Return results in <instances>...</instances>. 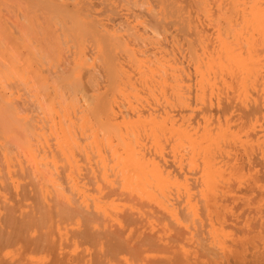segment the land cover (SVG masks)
I'll list each match as a JSON object with an SVG mask.
<instances>
[{
    "label": "bare ground",
    "instance_id": "obj_1",
    "mask_svg": "<svg viewBox=\"0 0 264 264\" xmlns=\"http://www.w3.org/2000/svg\"><path fill=\"white\" fill-rule=\"evenodd\" d=\"M22 1H24V0H22ZM21 1V2H22ZM26 1V0H25ZM24 1V2H25ZM44 1V0H43ZM63 1V0H62ZM60 2V3H56V2H54L53 0H50V1H47V2H49V3H51V2H54L55 3V9L56 10H60V19H61V21H63V25L62 26H66V24L67 23H69L71 26H70V28L69 29H67V30H70L71 32H70V35H71V37H70V35L68 36V37H70V40H72V41H74L75 42V44H74V47H75V45H76V47L78 46V44L80 45L82 42H84V41H82L81 43H80V40L79 39H81V35L83 34V33H85L86 31L87 32H89L92 36H95L94 37V41H95V46H96V48H97V51H98V56L99 57H97V59H98V61H100L101 62V67L103 68V73H105V75H104V77H105V80H103L102 78V76L100 75V78L103 80L102 82H104L105 84H101L102 82L100 81V79H99V81L101 82V83H99L98 81L96 82V81H94V78L92 79L94 82H96V83H98V85L100 84V87L99 86H97V84L96 85H94L91 81H89V82H91V83H88V82H83L82 80H81V76L78 74L79 73V68H81L82 67V64H83V61H85V59L82 61V59H80V57L78 56V55H76V59L77 60H75L74 62H73V66L70 68L69 67V72H68V75L67 76H63V77H61L60 75H58V79H57V76H52V77H54V78H56L57 79V82H55V80L53 79V80H51V81H53V82H50V87H51V91H52V96L48 99V102L45 100L46 98H45V94L44 93H47L46 91H44V90H46L45 88H47V87H45V86H48L47 85V81L45 80V78H43V73L41 74V72L39 71V70H33V68L31 67V65H32V62L35 60V58L37 57L36 55H35V53H37V51L38 50H40L38 53H39V55H38V57L39 56H42L41 54H43V58L45 57L44 56V54H46V53H41V51H43L42 50V48L43 49H45L44 47H45V45H46V49L48 50V47L49 46H47V42L45 41L46 40V33H48L50 30H48V32H45V30L44 31H42L41 30V28L40 27H38L40 30H41V32H42V34H44L45 33V35L46 36H44V35H41L42 37L44 36V38H40V36L38 37L39 38V41H40V39H41V41H42V39H44V41L47 43H45V42H43L45 45H40L39 47L41 48H39V49H37V51L36 50H34L35 51V53L34 54H31V53H28V54H24L23 55V57L24 58H22V60H20L19 58H17L16 60L17 61H19L20 60V62L21 63H19V65H14V64H10V63H8L9 64V66H8V68H7V66L4 68V66L2 67V68H4V69H2V70H0V81H1V84H2V80H4V79H6V77H10V76H16V77H18L17 78V80L16 81H19L20 79V81L22 82L23 81V85H25L26 86V84H27V87H28V82H29V84H31V86H32V88H33V92L35 93L36 92V94H34V95H37L38 96V99H37V103L36 104H38V105H36V107H38L39 106V109L38 110H40L41 109V111H42V113H45V114H47V116L49 117V129L51 130V131H54L55 132V134L57 135V139H58V145L60 146H58L60 149L59 150H61L62 151V153L65 155V156H68L69 154H72V151H73V148L74 147H76V142H75V139H76V137H75V139H74V136H75V134H74V129H77V128H79L81 131H83L84 129H85V127H93L94 126V128H95V130L93 131L92 130V128H90V131L89 132H92V133H89V134H91V135H89V137H91V139H89V137H88V135L86 136V137H88V139L90 140V142L89 143H94L93 145L95 146V148L96 149H94V150H97V148L100 146H103V145H101V143H104V144H106V146H108L109 145V149L112 147V149H113V147H115V146H118L119 148H120V151L118 152V153H116L119 149H117L116 150V148L115 149H113V150H111V153L115 156V165H112V167L113 166H116L117 167V173L116 174H113L112 173V175H111V173H107V175L108 174H110V176L109 177H113L114 178V180L116 181V184H118V187L117 186H114L113 184H112V182H115L114 180L112 181V179H111V181L112 182H110L111 183V185L110 186H108L107 185V183H105V182H103V181H109L110 179H107L108 177H106V175L105 174H102V172H100V174H102V175H104L103 177L104 178H106L107 180H103L102 178H101V176H99L98 177V179L100 178V182H102L103 183V187H104V184L105 185H107L108 186V188H107V190L105 191V192H101L100 190L98 191L99 193H100V196L102 197V196H104V197H102L103 199H105V201H103V202H101L102 200H99L98 198H99V196H98V198L97 197H94L95 199H93V197H92V200H90V201H92L93 202V205H92V202H91V205H92V208H93V210L91 209V211H89L88 210V208H87V210L85 209V211H83L82 213L80 212V215L79 216H81V217H78L77 215H78V212L79 211H77L76 210V207H73V206H70V205H68L67 206V202L65 203V201L67 200L66 198H65V196L58 190V189H53V186H52V183H51V179L48 177V178H46L45 180H44V182H43V184L41 185V186H43L44 187V189H42L41 187H39V188H37V187H34V188H37V189H35L36 190V195L34 196V195H32L33 197H35V198H33V199H35L34 201L36 202V206L37 207H35V204H34V207L35 208H38V210L40 209L41 211H43L44 212V214H45V217H48V216H50V205L51 204H49L48 203V201H47V199H49V200H51V202L53 203V205L55 206V205H57V203L59 204L60 203V205H58V206H60V208H61V211H63L62 210V208H63V206H64V211H67V212H72V213H74V215H75V213H76V215L74 216L75 217V219H73L74 220V222H75V225L77 224L78 226H79V224H80V222H79V218H82V225L84 224V226H82V227H84L82 230H80V228H79V231H77L78 230V227H77V229H76V231H77V233H76V235L73 233V236H75V238H77L76 236L78 235V237L79 236H82L84 239H85V242H89L90 241V243H92V245H90L91 246V248H93L94 247V250L96 251V253H95V251L92 253V254H87L85 257H83V258H88V264H264V214L262 213V212H264V209H263V206H262V208H261V210H263L262 212L261 211H259L260 209H255L256 207H252V208H249V207H246L245 209H243L242 210V208H241V211L240 212H238V213H236V214H231V215H228L227 213H226V211H227V209L228 210H230L229 209V207L231 206V204L233 203H230V199L228 198V195L226 194V193H228L230 190H228V188H226L227 190H225V186H226V184L224 183V181L226 182V180L227 179H225L224 181H223V177H224V175H223V177L222 178H220V179H222L221 180V182L223 181V183L225 184V186H224V184L222 183V186H224V189L222 190V189H220V190H218V192H220L221 190H222V193H224L225 195H227V200H225L226 202H228L229 201V203L230 204H228L229 206L227 207V205H226V203H225V201L223 202V200H221L222 198H226V196L223 194V196L224 197H222V198H220V196H222V195H220L219 197H218V195L217 194H215L216 193V191L217 190H215V191H212V192H214V193H212V196H213V194H215L214 196L215 197H212V196H210V195H207V198H208V196H210V198L208 199V201H207V203L205 202V200H204V202H203V200H201L202 199V197H203V199H204V195L199 199V200H201L202 201V204H201V206H197L196 204H195V199L193 198V200L191 199V197H193L191 194H189V193H192V190H191V192H188V191H190V190H188L189 188H190V186H189V188H188V183H187V187H186V185H185V183L184 182H186V180L185 179H183V181L181 182L182 184H183V189H181V191L183 192L184 190V193H183V195L185 194V198H183V200H181L182 201V203H180L179 204V202L178 201H176L177 203H178V205H176V206H174V204H171V205H167L166 203H165V199H166V197H168V192L167 191H169V190H166V189H168L169 187H175L174 185H176V190L177 191H179V188L177 189V185H178V183L179 182H177V178L176 179H174L173 177L174 176H177V175H171L170 176V174H171V172L169 173H167L166 171H164V172H166V173H164L163 171H161L160 169H158V167H157V163H155L154 161H151V160H148V159H144L143 157H141L140 155H138V153H136L135 151H134V148H133V146H134V143H132V142H135L136 143V141L137 140H135V137H136V135H137V132L139 131L138 129L140 128V127H142V125L144 124H146V126H148V129L146 130V131H148L149 132V134L151 135V139L154 141V143L155 142H157V140H158V135H159V138H160V136H161V134H158L160 131H163L164 129H166V127H169V129L173 132V133H175L174 134V136H176V134L179 136V139H180V137L182 136V140H183V136L184 137H186V139H188V141L187 140H185V142L187 141V143L189 144V146H191L192 145V148L194 149L196 146H195V142H197V139H200V138H198V137H201V139H202V141H205V144H204V146L203 145H201L200 143L202 142V141H200V142H198L201 146H203V150H202V148H199L198 146H200L198 143V146H197V150H198V148L200 149V150H202L201 151V154H204V159L202 158V168H201V173L200 174H202L201 176H203V179H204V181L202 180V177L200 178L201 179V181H203V184H206V185H211L210 184V182H211V180L213 179V178H215V179H219V175L216 173V170L218 171V173H220L219 172V170L220 169H218V168H221L220 167V165L219 166H217L218 168L216 169L213 165L215 164L214 163V161H212V160H209L210 158V155L208 154L209 152H208V150L209 149H212V147H210V148H208L209 146H212V143H210V142H214V141H217V139H218V141L220 140V138L221 137H225L226 135H227V133L229 132V127H230V122H229V119L228 118H230L231 117V115H230V117H227L228 115H226V117H227V119H228V121L226 122V118L222 115V117H224L225 118V122H226V124L224 123V121H222L223 120V118H222V122L225 124V125H227V126H229V127H227V128H225L224 129V127L225 126H219L218 124H219V121H220V117H219V119L218 118H216L217 120H219V121H217V126L220 128V129H224V130H226V129H228V130H226V134H225V131H224V135L223 136H221V135H219L218 136V138H217V130H216V126L214 127L215 128V131L216 132H214L215 134H216V137L214 138V134L213 135H211V136H213L212 138L210 137V135H209V133L208 132H211V128H212V130H213V127L211 126V128H209L210 130L209 131H207V127L206 128H204V130H206V131H202L201 130V132L200 133H198L197 132V135L196 136H198V134L200 135V136H198V137H196L197 139H196V141L194 140V138H195V135H190V132H189V136H188V134H186V132H185V130H187V129H185L184 128V130H183V126L181 125L182 123V121L180 122L181 124H180V126H181V128H182V130L181 129H178V121H177V123L176 122H174L173 120L174 119H171V118H174L175 116H176V114L174 115V117H173V115H171V118H170V123H172V121H173V125H174V123H175V125H176V128L175 127H172V125L171 126H168V125H166L165 124V119H164V117H162V115L163 114H166L167 113V111L166 110H164V111H166V113H164V111H163V113H162V115H160L161 113L158 111V113H160L159 115L161 116H159L158 114H156L155 116H157L159 119H157V117L155 118V116H151V111L149 112H147V110H145V111H136L135 109H134V111L132 110H128V109H122L121 107H119V106H117L115 103H117L115 100H114V92H117V95H118V88L121 86L122 88H124V86L121 84L120 86H118V81H121V80H119L120 79V76L119 75H121V78L123 77L125 80H127L126 82H129L128 80V77L126 76V75H124L123 74V71L121 70V66L124 68V66H123V64L121 65V66H119V64L118 65H116L117 63H115V61H117L116 60V55H114V54H116L117 52H113V50L117 47V48H119V47H121L122 45V47H121V49H119V50H123V48H124V46H125V48L126 49H130V48H133V45L134 44H132V45H129V44H127V42L125 43L124 42V40L126 41V37L125 38H123V40H120V39H122V37H121V34H120V36H118V35H116L114 32H113V29L114 30H116V31H118V29H120V31H122L121 29H126V28H128V26L130 27V22H128V16L130 17V15H134V16H145V17H147L148 18V21L146 20V23L147 22H149V23H147V24H149L148 26L149 27H153V30L156 32V31H161V33H162V31H165V28L166 27H168L169 28V26H171L172 28L171 29H173V26H177V29H176V31L178 30V25H180V27L181 28H183V29H189L191 26V28H193L194 27V29H196L198 26H200L199 25V22H198V19L199 18H202V19H206V18H204V17H211L213 14V17H212V20L211 21H213V18H214V20H215V17H216V20H217V17L218 18H220V14H223V15H221V18L219 19V20H224L223 22L225 23V26H226V24H227V26H229L228 27V30H229V32H230V40H228L227 39V37L225 36L224 37V35H221V37L219 36L220 34L217 32V30H219V28L221 27L222 29H221V31L222 30H224L223 29V26L222 25H224V24H221L220 25V27L218 26L219 25V23H218V20H217V22H216V25L214 24L215 23V21L213 22V26H216V28L218 27V29L217 30H213V32H215V33H213L214 34V36H215V34H216V37H215V39H218L219 40V44H218V47L216 48L217 49V51L214 49H212L211 51H210V53L208 52V50H207V46H205L206 47V51L208 52V54L206 53V51L204 52V51H201V50H199V49H197V51H199V52H201V53H203V55L201 54H198V53H196V51H195V49L198 47L199 48V45L201 44L200 43V41H199V43H198V46H196V48L194 49L192 46H194V44H193V41H192V43L190 42V44L192 45H190V44H188V48H187V52H188V55H187V61H189V63L188 64H191L192 65V69H193V72L194 73H192L191 75H193L194 74V79L201 85L202 83H206V85L208 84V83H210L209 81L208 82H204V81H207L206 79H208V77H209V75L211 74V72L212 71H214L216 68L217 69H219V70H222V72L220 71V73H222V75H223V77H222V75L220 74V77H222V79H224V80H226L224 77H225V73L223 74V70H225V71H228L230 74H232L233 76H234V78L236 79V81H237V79H238V81L236 82L237 83V85H236V83L234 84V86L235 87H237V86H239L240 87V89H241V91H243V90H247L248 88L250 89L249 91L251 92V88L250 87H247L246 86V89L244 88V86L247 84V82H248V85L250 86V84L252 85L253 84V82H255V81H253L252 83H251V79H253V77L255 76V74H256V70L258 71V73L257 74H259V75H261L262 73H259V70L262 68V70L264 69V62H262L263 61V58L261 59L260 57V59L262 60V61H260V59L258 58V54L255 56L254 55V50L252 49V48H254V46L251 48V46H249L246 42H247V39H246V41H244L243 39H242V37H241V35H242V33H245V35H248L247 37H248V39H249V37L251 36L252 37V35H251V32L252 31H254V33H255V31H257V33L259 34L260 32L261 33H264V3H262V2H260V1H258V0H121L123 3H125L124 5L123 4H119V6H117L114 2H113V0H76L75 2H74V4H72V7H71V9H70V12H71V14H69V9H67V7H68V5H67V1L66 2ZM120 1V0H119ZM23 2V3H24ZM27 2V1H26ZM25 2V3H26ZM46 2V1H45ZM73 2V1H72ZM260 2V3H259ZM24 3V5H26ZM29 3V2H28ZM34 3V2H33ZM121 3V2H120ZM262 3V4H261ZM17 5L19 4L20 5V3H16ZM14 5V4H13ZM16 5V6H17ZM21 6L22 8L23 7H25V6ZM32 5H34V4H32ZM51 5H53V4H50V6ZM224 5H225V7H224ZM262 5V6H261ZM45 6L46 7H48L49 5H47V3L45 4ZM49 6V7H50ZM70 6V5H69ZM93 6L94 7H99V10H93ZM18 7V6H17ZM27 7V6H26ZM53 7V6H52ZM24 9H26V8H24ZM32 8H30V6H29V9L28 10H31ZM35 9V8H34ZM50 9V8H49ZM48 9V10H49ZM54 9V10H55ZM23 10V9H22ZM54 10H52V8H51V10L50 11H54ZM27 11V10H26ZM36 11V10H35ZM28 12V11H27ZM26 12V14H29V12L27 13ZM30 12H32V11H30ZM91 12L92 13H95V14H98V15H100V14H105V17H104V19H105V22L106 23H102V22H100V21H98L97 19H95L94 17H92L91 16ZM33 13H34V11H33ZM46 13H47V11H46ZM49 13V12H48ZM89 13V14H88ZM89 15V16H88ZM229 15L230 16H232V15H238L239 17H240V22H239V26L240 27H238V28H232L231 27V24H230V18L231 17H229ZM104 16V15H103ZM215 16V17H214ZM223 16V17H222ZM96 17V16H95ZM133 17V16H132ZM225 17V19H223ZM97 18V17H96ZM134 18V17H133ZM191 19H195L196 20V23L194 22V21H191ZM209 19V18H208ZM233 19V18H232ZM59 20V19H58ZM61 21H59L60 22V25H61ZM133 22H135L134 20H132ZM207 21V20H206ZM205 21V22H206ZM209 21H210V19H209ZM210 21V22H211ZM233 21V20H232ZM231 21V22H232ZM55 22V21H54ZM142 22V21H141ZM201 22V21H200ZM208 22V21H207ZM136 23V22H135ZM56 24H58V23H56ZM124 24H126V26L124 25ZM132 24V23H131ZM140 24V23H139ZM151 24V25H150ZM211 24V23H210ZM218 24V25H217ZM59 25V24H58ZM59 25V26H60ZM53 26H55V24L53 25ZM67 26H68V24H67ZM135 26V25H134ZM139 26V25H138ZM137 26V27H138ZM146 26V25H145ZM213 26L211 27V29L210 30H212V28H213ZM224 26V27H225ZM43 27V26H42ZM124 27V28H123ZM132 27V28H131ZM130 28L131 29H133L134 28V30H135V27H133V26H131ZM149 27H148V29H149ZM48 28V27H47ZM55 28H57V27H55ZM141 28V27H140ZM190 28V29H191ZM215 28V29H216ZM39 29H37V31L39 30ZM48 29H50V28H48ZM60 29V28H59ZM130 29V30H131ZM180 29V28H179ZM205 29V28H204ZM208 29V28H207ZM207 29H206V31H207ZM214 29V28H213ZM39 30V31H40ZM67 30H66V32H67ZM94 30H101L103 33H101L100 35H97L96 36V34L94 33ZM127 31H128V29H126ZM137 30V29H136ZM141 30H142V28H141ZM140 30V31H141ZM146 30V33H147V29H145ZM145 30H143V31H145ZM151 30H152V28H151ZM174 30V29H173ZM198 30V28L196 29V31ZM225 30H226V28H225ZM224 30V31H225ZM227 30V31H228ZM248 30H249V32H248ZM37 31H35V32H37ZM38 31V32H39ZM139 31V32H140ZM149 31V30H148ZM153 31V32H154ZM182 31V30H181ZM184 31V30H183ZM41 32H39V33H41ZM98 32V31H97ZM130 31H128V33H129ZM131 32H132V30H131ZM130 32V33H131ZM134 32V31H133ZM132 32V33H133ZM137 33H138V31H136ZM151 32V31H150ZM154 32V33H155ZM157 32V33H158ZM170 32V31H169ZM175 32V31H174ZM178 32V31H177ZM198 32V31H197ZM209 32V31H208ZM123 33V32H122ZM129 33V34H130ZM131 33V34H132ZM135 33V32H134ZM134 33H133V35H134ZM146 33H144L145 35H146ZM156 33V34H157ZM168 33V32H167ZM171 33V32H170ZM253 33V32H252ZM257 33H255V35L257 34ZM117 34H118V32H117ZM144 34H142V35H144ZM150 34V33H149ZM160 34V33H159ZM181 34H182V32H181ZM225 34V33H224ZM68 35V34H67ZM125 35V34H124ZM133 35H129V36H133ZM135 35H136V33H135ZM140 35H141V33H140ZM152 35V34H151ZM260 35V37H261V35L262 34H259ZM264 35V34H263ZM24 36V35H23ZM153 36V35H152ZM158 36V35H157ZM176 36V35H175ZM181 36V35H180ZM195 36H197V35H195ZM222 36H223V38H222ZM257 36V35H256ZM255 36V37H256ZM36 37V36H35ZM65 37V36H64ZM165 37V36H164ZM170 37V36H169ZM186 37V36H185ZM198 37V39H199V36H197ZM219 37V38H218ZM246 37V36H245ZM254 37V36H253ZM264 37V36H263ZM21 38L22 37H20L19 39L21 40ZM28 38V37H27ZM27 38H26V35L23 37V39H26V40H24V41H28L29 43H30V41L29 40H27ZM48 38V37H47ZM83 38V37H82ZM86 37L84 36V39H85ZM130 37H128L127 36V41H128V39H129ZM133 38V37H132ZM136 38H138V34H137V37ZM135 38V39H136ZM149 38V37H148ZM196 38V37H195ZM195 38H193V39H195ZM18 39V40H19ZM139 39V38H138ZM145 40H147L146 38H144ZM151 39V38H150ZM154 39H156V37H154ZM185 39V38H184ZM203 39V38H202ZM252 39V38H251ZM261 39H264V38H262L261 37ZM120 40V41H119ZM145 40H141L140 41V39H139V41L140 42H142V43H144L143 41H145ZM163 40V39H162ZM190 40V39H189ZM240 40H242V44H241V42H240ZM256 40V39H255ZM259 40H260V38H259ZM121 41H122V43L123 44H121ZM132 41H134V40H131V42ZM138 41V40H137ZM137 41H135V46L137 45L138 46V44L139 43H136ZM202 42L203 41H205V38H204V40H201ZM217 41V40H216ZM240 43H239V42ZM254 41V40H253ZM258 41V40H257ZM261 41V40H260ZM58 42V41H57ZM129 43H130V39H129V41H128ZM153 42V41H152ZM170 42V41H169ZM172 42V41H171ZM207 42V41H206ZM215 42V41H214ZM244 42V43H243ZM262 42H264V41H262ZM134 43V42H133ZM141 43V45H143ZM160 43V42H159ZM165 43V42H164ZM217 43H218V41H217ZM248 43L249 44H251L249 41H248ZM260 42H258V44H259ZM15 44V43H14ZM28 44V43H27ZM30 44H32V42L30 43ZM29 44V45H30ZM42 44V43H41ZM71 44V43H70ZM124 44H126V45H124ZM147 44V43H146ZM161 44V43H160ZM171 44V43H170ZM203 44V43H202ZM202 44L200 45L201 47H203L204 48V45L202 46ZM208 44V43H207ZM255 46H257L258 44H255V43H253ZM262 44V43H261ZM261 44H259V45H261ZM16 45V44H15ZM73 45V44H72ZM130 46V48L129 47H127V46ZM164 45V44H163ZM162 45V46H163ZM210 45V44H209ZM217 45V44H216ZM70 46V45H69ZM83 45H81V47L79 46V48L82 50V52H83V47H82ZM149 46V45H148ZM154 46V45H153ZM185 46H186V44H185ZM263 46V45H262ZM10 47V46H9ZM27 47V48H26ZM139 47V46H138ZM144 47V46H143ZM145 47H147V46H145ZM144 47V48H145ZM166 47V46H165ZM200 47V48H201ZM214 47V46H213ZM212 47V48H213ZM259 47V46H258ZM264 47V46H263ZM263 47H261V49H260V52H261V54H262V52L264 51V50H262V48ZM25 48L26 49H28V46L27 45H25ZM78 48V47H77ZM83 48V49H82ZM124 48V50L126 51V49ZM137 48V47H136ZM170 48V47H169ZM168 48V49H169ZM185 48V47H184ZM203 48H202V50H203ZM9 49H11V48H9ZM29 49H30V46H29ZM31 49H32V47H31ZM33 49H36V48H33ZM80 49H76V50H78L77 51V53L80 55ZM95 49V48H94ZM209 49H210V47H209ZM253 51H252V50ZM259 49H257V50H259ZM75 50V51H76ZM136 50V49H135ZM138 50V49H137ZM152 50V49H151ZM159 50H161V49H159ZM205 50V49H204ZM256 50V51H257ZM262 50V51H261ZM8 51V50H7ZM25 51H27V50H25ZM33 51V50H32ZM46 51V50H45ZM125 51H122L121 53H123L124 52V54H125ZM130 51H132V49L130 50ZM133 51H134V48H133ZM8 52H11V51H8ZM30 52V51H29ZM142 52H143V49H142ZM146 52H147V49H146ZM148 52H150V50L148 51ZM157 52V51H156ZM171 52V51H170ZM177 52V51H176ZM6 53V52H5ZM4 53V54H5ZM37 53V54H38ZM75 53V52H74ZM119 53H120V51H119ZM128 53V52H127ZM134 53H135V51H134ZM144 53H145V50H144ZM163 53V52H162ZM178 53V52H177ZM206 53V54H205ZM7 54H9V53H7ZM6 54V55H7ZM76 54V53H75ZM74 54V55H75ZM123 54V56H125ZM139 54L141 55V49H140V52H139ZM138 54V55H139ZM157 54V53H156ZM161 54V53H160ZM205 54V55H204ZM260 53H259V55H261ZM3 55V54H2ZM131 55V54H130ZM130 55L128 54V56H126V57H128L130 60L128 61V62H130L131 60H133L132 61V63L134 64V66L135 65H137V67H142L143 66V63H147L148 65L146 66L147 67V69L145 70V71H143V73L146 75V76H148L151 80H149L148 82H151V87H152V89L154 88V86H152V85H155L156 83H159V86H160V84H163V86L165 85V87H166V80H167V78H168V80L167 81H169V80H171L170 79V76L168 77L167 76V78H166V72H165V74L163 75V72H162V66H164V68L165 69H163V70H167L166 69V67H167V65H166V63H164V62H167V61H165L162 57H157V56H153V54H151L150 53V57L149 56H147L148 55V53L146 54H142L143 56L144 55H146L147 57H149V58H146V59H144L143 60V56H141L140 58L141 59H138L135 55L134 56H132V58H130ZM153 57H152V56ZM9 55H7V60H8V58H13V57H8ZM10 56H12V55H10ZM34 56H36L35 58H34ZM72 56V55H71ZM97 56V55H96ZM122 55H121V58L123 57ZM171 56V55H170ZM3 57V56H2ZM73 57V56H72ZM125 57V58H126ZM139 57V56H138ZM40 58V57H39ZM42 58V57H41ZM42 58V59H43ZM115 58V59H114ZM175 58H176V56H175ZM178 58V57H177ZM183 58V57H182ZM260 61V66L261 65H263V66H261V68L260 69H257V68H259V65H258V67L256 68V63H257V59ZM4 59V58H3ZM2 59V61H4V63L7 65V62H11L12 60H14L15 59V57L11 60V61H6V57H5V59L3 60ZM45 59H46V57H45ZM44 59V60H45ZM92 59V58H91ZM96 59V58H95ZM100 59V60H99ZM119 59H120V57H119ZM127 59V58H126ZM174 59V58H173ZM172 59V60H173ZM58 60H60V59H58ZM87 60V59H86ZM123 60V59H122ZM170 60V59H169ZM1 61V60H0ZM1 61V62H2ZM47 61V60H46ZM91 61V60H90ZM97 61V60H96ZM183 61V60H182ZM14 62H16L15 60H14ZM76 62V63H75ZM173 62H175V61H173ZM178 62V61H177ZM261 62H262V64H261ZM3 63V62H2ZM37 63V62H36ZM169 63H170V61H169ZM181 63V62H180ZM187 63V62H186ZM16 64V63H15ZM18 64V63H17ZM121 64V63H120ZM145 64H144V66H143V68L145 69ZM176 64V63H175ZM187 64V65H188ZM126 65V64H125ZM182 65V64H181ZM118 66H119V68H118ZM166 66V67H165ZM184 66H186V65H184ZM190 66V65H189ZM37 67V66H36ZM49 67V66H48ZM177 67V66H176ZM191 67V66H190ZM1 68V67H0ZM43 68V67H42ZM168 68V67H167ZM185 68V67H184ZM183 68V69H184ZM5 69H7V70H5ZM39 69V68H38ZM50 69V68H49ZM48 69V70H49ZM98 69V68H97ZM100 69V68H99ZM126 69V68H125ZM132 69V68H131ZM169 69H171L172 70V67H169L168 68V71H170ZM174 69V68H173ZM179 69V68H178ZM45 70V69H44ZM46 70H47V68H46ZM47 70V71H48ZM137 70H138V68H137ZM50 71H52V70H50ZM132 71V70H131ZM147 71V72H146ZM173 71H175V70H173ZM172 71V72H173ZM217 71V70H216ZM261 71V70H260ZM264 71V70H263ZM227 72V74H228V76L230 75L229 73ZM52 73V72H51ZM61 73V72H60ZM103 73H102V75H103ZM162 73V74H161ZM210 73V74H209ZM53 74H54V72H53ZM55 74H57V73H55ZM100 74V73H99ZM169 74H170V72H169ZM182 74V73H181ZM186 74V73H185ZM190 74V73H189ZM256 74V75H257ZM61 75H62V73H61ZM163 75V76H162ZM231 75V76H232ZM47 75H45L44 77H46ZM59 76H60V79H59ZM119 76V77H118ZM179 76V75H178ZM205 76H207V78H205ZM215 76H216V74H215ZM218 76H219V73H218ZM227 76V77H228ZM231 76H229V77H231ZM262 77L264 76V75H261ZM261 76H260V78H261ZM16 77H14V79L16 78ZM173 77V76H172ZM171 77V78H172ZM176 77V76H175ZM175 77H174V79H172V80H174L176 83H177V81L175 80ZM237 77V78H236ZM257 77L259 78V76L257 75ZM12 78V77H11ZM48 78H50V77H48ZM117 78H119L118 79V81H116L117 80ZM141 78V77H140ZM214 78V77H213ZM232 78V77H231ZM234 78H233V80H234ZM254 78H256V76L254 77ZM259 78V79H260ZM13 79V78H12ZM50 79H52V78H50ZM90 79V78H89ZM123 79V80H124ZM166 79V80H165ZM217 79H218V77H217ZM219 79H221V78H219ZM221 79V80H222ZM263 79H264V77H263ZM7 80V79H6ZM8 80H9V78H8ZM11 80V79H10ZM60 81V83H59V81ZM122 80V81H123ZM179 80V79H178ZM228 80H230L229 78H227V80H226V82L228 81ZM261 80L262 79H260V80H257V81H260V83L262 84L263 83V85H264V82H263V80H262V82H261ZM19 81V82H20ZM48 81H50V80H48ZM121 81V82H122ZM139 81V80H138ZM153 81V82H152ZM174 81H170L171 83H172V85L173 86H171L170 84V82H169V86H171V88H172V90H171V88H170V94H171V97H172V93L171 92H173L174 93V96H175V98H176V95H175V93L178 91V89H180L178 86H177V91H176V89H175V84H173V82ZM212 81V80H211ZM14 82H15V80H14ZM24 82H27V83H25L24 84ZM46 82V84H45V86H44V83ZM125 82V81H124ZM140 82V81H139ZM143 82H145V84H146V81L145 80H143ZM147 82V83H148ZM154 82H156L155 84H152V83H154ZM174 82V83H175ZM197 82H196V84H197ZM219 82V81H218ZM217 82V83H218ZM222 82L223 81H221L220 83L222 84ZM225 81H224V86H226V88H227V84H228V82L226 83ZM234 82V81H233ZM249 82H250V84H249ZM17 83V82H16ZM58 83V84H57ZM123 83V82H122ZM134 83V82H133ZM192 83V82H191ZM194 83V82H193ZM212 83V82H211ZM217 83H214V84H217ZM232 83V82H231ZM257 83V82H256ZM1 84H0V86H1ZM3 84H5V81H4V83ZM120 84V83H119ZM125 84V83H124ZM196 84H195V86H196ZM221 84H219V86H221ZM92 85H94V86H92ZM102 85V86H101ZM127 86L128 85H130V84H126ZM141 85V84H140ZM142 85H144L143 83H142ZM149 85V84H148ZM158 85V84H157ZM199 85V86H200ZM218 85V84H217ZM229 85H231V84H229ZM255 84H253L252 85V87L254 86ZM258 85H259V83H258ZM88 86V87H87ZM89 86H92V87H90L89 88ZM116 86H118L117 87V89H114V87L116 88ZM133 86V85H132ZM131 86V87H132ZM162 86V85H161ZM194 86V87H195ZM199 86H197V87H199ZM202 86V85H201ZM212 86V85H211ZM214 87H213V89H215V87L217 88V86H215V85H213ZM233 86V87H234ZM257 86V85H256ZM260 86H262V85H260ZM260 86H259V90H260ZM26 87V88H27ZM45 87V88H44ZM85 87H87L86 88V90H88L87 92L88 93H91L90 94V96H89V94L88 93H86V95L88 94V96H89V98H91V100H84V102H82V103H80L81 101V99H80V94L79 93H81V92H79V91H81L82 90V92H84V89L83 88H85ZM130 87V88H131ZM134 87V86H133ZM140 87V86H139ZM138 87V88H139ZM149 87V86H148ZM158 87V86H157ZM173 87H174V89H173ZM180 87H181V85H180ZM197 87H196V89H197ZM203 87V86H202ZM200 88L201 89V91H202V89H203V92L204 91H206L205 90V84H204V87L203 88ZM210 87V86H209ZM209 87L207 86V88L209 89ZM239 87H237V88H232V86H231V88H230V90L229 91H231V89L233 90H236V89H239ZM2 88V87H1ZM0 88V89H1ZM77 88V91L76 92H74L75 91V89ZM100 88H102V91L101 90H99ZM141 88V87H140ZM145 88V87H144ZM147 88V87H146ZM155 88H156V85H155ZM161 88V87H160ZM184 88V87H183ZM210 88H212V87H210ZM221 88V87H220ZM220 88H218L217 90H219ZM222 88H223V85H222ZM228 88H229V86H228ZM227 88V89H228ZM25 89V88H24ZM23 89V90H24ZM47 89H49V87L47 88ZM70 89H72V90H74V91H70ZM135 89H137V88H135ZM142 89V88H141ZM151 89V88H150ZM149 89V90H150ZM162 89V88H161ZM188 89H189V87H188ZM195 89V91H197V93H196V95H195V91H194V95H195V97H197V98H194L195 100L194 101H196V99L198 100V96H199V100H200V93L201 92H199L198 93V90H196ZM254 89H255V86H254ZM30 90V89H29ZM85 90V91H86ZM115 90H117V91H115ZM122 90V89H121ZM124 90V89H123ZM127 90V89H126ZM129 90V89H128ZM130 90H132V89H130ZM130 90L128 91L129 93H130ZM144 90V89H143ZM143 90H142V92H143ZM165 90V89H164ZM211 91H212V89H210ZM210 90H209V92H210ZM216 90V91H217ZM224 90V89H223ZM26 91H28V90H26ZM47 91H49V90H47ZM101 91V92H100ZM125 91V90H124ZM135 91H137V90H135ZM147 91V90H146ZM154 91V90H153ZM166 91V90H165ZM168 91V90H167ZM181 91V90H180ZM185 91H186V89H185ZM208 91V90H207ZM215 91V90H214ZM239 91V90H238ZM240 91V94L241 93H243V92H241ZM248 90H247V92L245 93V95H243V96H246V94H248V92H249ZM255 91V90H254ZM253 90H252V93L254 92ZM29 92V91H28ZM50 92V91H49ZM139 92V91H138ZM141 92V91H140ZM150 92V91H149ZM188 92H190L189 90H188ZM187 92V95L189 94ZM213 92V91H212ZM212 92H210L209 94V97H211V93ZM225 92H226V90H225ZM225 92L223 91V92H221V93H223V95H224V97H226L227 96V94H226V96H225ZM236 92H237V90H236ZM256 92V91H255ZM255 92L253 93L254 95H255ZM262 92V91H261ZM260 92V93H261ZM263 92H264V89H263ZM26 93V92H25ZM31 93H32V89H31ZM155 93V92H154ZM163 93V92H162ZM178 93V92H177ZM215 93V92H214ZM213 93V94H214ZM221 93H218L219 94V96H220V94ZM233 94V91L232 92H230L229 94L231 95L230 96V98L233 100V101H231L232 103L234 102V100H235V98H233V96H232V94ZM27 94V93H26ZM29 94V93H28ZM48 94V93H47ZM64 94H65V96H64ZM77 94H79V96H77ZM132 94V93H131ZM157 94V93H156ZM161 94V93H160ZM164 94V93H163ZM179 94V93H178ZM177 94V95H178ZM181 94V93H180ZM182 94H184L185 95V93H182ZM192 94V93H191ZM205 94V93H204ZM235 94V93H234ZM233 94V95H234ZM236 94H238V93H236ZM12 95V94H11ZM11 95H10V97H11ZM115 95H116V93H115ZM129 95V94H128ZM135 95H137L136 93H135ZM151 95V94H150ZM153 95H155V94H153ZM183 95V96H184ZM198 95V96H197ZM207 95V94H206ZM215 95V94H214ZM222 95V96H223ZM239 95V94H238ZM250 95V94H249ZM248 95V96H249ZM258 95V94H257ZM33 96V94H31V97ZM49 96V95H48ZM120 96V95H119ZM130 96H132V95H130ZM129 96V97H130ZM134 96V95H133ZM139 96V95H138ZM143 96V95H142ZM162 96V95H161ZM165 96V95H164ZM168 96V95H167ZM174 96H173V99L174 100H176L175 98H174ZM191 96V95H190ZM202 96H203V93H202ZM205 96V95H204ZM208 96V95H207ZM219 96H216L218 99H221V98H219ZM243 96H241V97H243ZM247 96V97H248ZM253 96V95H252ZM256 96V95H255ZM1 97L3 98V96L1 95ZM27 97V96H26ZM87 97V96H86ZM136 97V96H135ZM160 97V96H159ZM158 97V98H159ZM179 97H182V95L181 96H179ZM178 97V98H179ZM208 97V98H209ZM215 97V98H216ZM228 98H229V96H227ZM246 97V98H247ZM249 97H251V96H249ZM258 97V96H257ZM261 97V96H260ZM260 97H258V98H260ZM28 98V97H27ZM32 98H36V97H32ZM82 98V97H81ZM89 98H86V99H89ZM141 98V97H140ZM143 98V97H142ZM147 98V97H146ZM151 98L152 99H154V97H152L151 96ZM155 98H156V96H155ZM188 98V97H187ZM186 98V99H187ZM192 98H193V96H192ZM202 98V97H201ZM229 98V99H230ZM237 98H238V96H237ZM254 98V97H253ZM4 99V98H3ZM85 99V98H84ZM122 99V98H121ZM144 99V98H143ZM159 99H161V98H159ZM165 99V98H164ZM182 99H184V98H182ZM204 99V98H203ZM244 99V98H243ZM261 99V98H260ZM13 100V99H12ZM35 100V99H34ZM125 100V99H124ZM129 100H130V98H129ZM128 100V101H129ZM133 100H134V98H133ZM145 100V99H144ZM148 100V99H147ZM150 100V99H149ZM158 100V99H157ZM161 100H163V97H162V99ZM171 100V99H170ZM180 100V99H179ZM185 100V99H184ZM188 100H189V98H188ZM193 100V99H192ZM199 100H198V102H199ZM205 100V99H204ZM222 100H225L224 98H222ZM238 100V99H237ZM239 100H241L242 101V98H240ZM244 100H249L250 101V99H244ZM243 100V101H244ZM259 100V99H258ZM6 101V100H5ZM5 101H2V102H5ZM9 101V100H8ZM23 101H24V99H23ZM36 101V100H35ZM46 101V102H45ZM140 101V100H139ZM142 101V100H141ZM164 101V100H163ZM186 101V100H185ZM185 101H184V103H185ZM209 101V105H211L210 104V100H208ZM212 101V100H211ZM214 101V100H213ZM240 101V102H241ZM254 101V100H253ZM255 101H256V99H255ZM28 102H30L29 100H28ZM115 102V103H114ZM144 102V101H143ZM165 102H167V101H165ZM176 102H177V100H176ZM181 102H183V101H181ZM190 102V101H189ZM246 102V101H245ZM251 102V101H250ZM249 102V103H250ZM6 103H8V102H6ZM27 103V102H26ZM31 103V102H30ZM30 103H28V104H30ZM123 103V102H122ZM120 104V105H122L123 106V104ZM127 103V102H126ZM129 103H131L130 101H129ZM129 103H128V105H129ZM145 103H147L146 101H145ZM168 103V102H167ZM184 103H183V106H184ZM216 103H218V101L216 102ZM223 102H221V104H222ZM227 103H229V101L227 102ZM227 103H225V101H224V106H225V104H227ZM231 103V104H232ZM236 103V102H235ZM234 103V104H235ZM238 103H239V101H238ZM253 103H255V102H253ZM253 103H252V105H253ZM261 103H262V101H261ZM260 103V104H261ZM138 104V103H137ZM140 104V103H139ZM153 104V103H152ZM158 104V103H157ZM163 104V103H162ZM166 104V103H165ZM170 104V103H169ZM168 104V105H169ZM171 104H173V103H171ZM182 104V103H181ZM187 104V103H186ZM196 104L197 105H199L197 102H196ZM213 104V103H212ZM230 104V106L229 107H231V108H229V109H232L233 107H232V105ZM260 104H259V106H260ZM264 104V103H263ZM81 105H83V106H81ZM119 105V104H118ZM128 105L126 106V107H128ZM141 105V104H140ZM143 105V104H142ZM168 105H166V106H168ZM174 105V104H173ZM176 105V104H175ZM174 105V106H175ZM178 105V104H177ZM203 105V104H202ZM208 105V106H209ZM229 105V104H228ZM242 104H240L239 103V105L238 104H236V106L238 107V106H241ZM258 105V104H257ZM29 106V105H28ZM130 106V105H129ZM135 106V105H134ZM148 106V105H147ZM155 106V105H154ZM158 106V105H157ZM165 106V107H166ZM207 106V105H206ZM205 106V104H204V107L203 108H205L206 107ZM222 106H223V104H222ZM227 106V105H226ZM225 106V107H226ZM235 106V107H236ZM246 104L244 105V107H243V105H242V108H246V107H248L249 106V104H248V106H246ZM35 106H33L32 108H34ZM148 107H150V106H148ZM171 107H173V106H171ZM171 107H169V109L171 108ZM199 107H201V106H199ZM212 107V106H211ZM210 106H209V108H211ZM221 107V105H219V108L218 109H221L220 108ZM251 107V106H250ZM255 106H253V108H254ZM257 107V109L259 108L258 106H256ZM137 108H139V106L137 107ZM145 108V107H144ZM183 108V107H182ZM191 108V107H190ZM208 108V109H209ZM222 108H224V107H222ZM227 108V107H226ZM239 108V107H238ZM238 108H236V110L238 109ZM242 108L240 107V110H242ZM252 108V107H251ZM253 108L252 109H250V110H245L246 111V113L247 114H249V112H252L251 110H253ZM36 109V108H35ZM131 109H133V108H131ZM155 109V108H154ZM166 109H168V108H166ZM168 109V110H169ZM173 109V108H172ZM206 109H207V107H206ZM150 110V109H149ZM151 110H153V109H151ZM161 110V109H160ZM163 110V109H162ZM174 110V109H173ZM177 110V109H176ZM181 110V109H180ZM185 110V109H184ZM187 110H188V112L190 111V112H192L191 110H192V108H191V110H189V106H188V108H187ZM196 110V109H195ZM215 110H216V108H215ZM223 110V109H222ZM222 110H219V112L221 111V112H223ZM225 110V109H224ZM244 110V109H243ZM259 110H261V108L260 109H258V111L256 110V109H254V111H257V112H259ZM155 112H157V110H154ZM178 111H179V109H178ZM183 111V110H182ZM182 111H180V112H182ZM194 111V110H193ZM200 111H201V108H200ZM207 111V110H206ZM208 111H210V109L208 110ZM207 111V112H208ZM226 111V110H225ZM140 112H147L148 114H149V116L147 115V117L145 116V117H143V115L141 114V116H140ZM168 112H172V110L170 111H168ZM175 112H177V111H175ZM184 112V111H183ZM212 113H213V111H211ZM219 112H218V115H219ZM227 113L228 112H231L232 113V111H228V109H227V111H226ZM239 112V111H238ZM241 112V111H240ZM256 112V113H257ZM261 112V111H260ZM39 113H40V111H39ZM179 113V112H178ZM178 113H177V117L176 118H178V116L181 114H183V113H180L179 115H178ZM192 113H194V112H192ZM195 113H197V112H195ZM199 113V112H198ZM205 113V112H204ZM215 113V112H214ZM216 113H217V110H216ZM225 113V112H224ZM254 113V112H253ZM253 113H250L251 115H253ZM152 114H153V111H152ZM222 114V113H221ZM233 114H235V113H233ZM232 114V115H233ZM240 114H243V113H240ZM240 114H238V115H240ZM246 114V115H247ZM261 114V113H260ZM260 114H259V116H260ZM37 115H38V111H37ZM186 115V113H184V117H188V115L187 116H185ZM213 115V114H212ZM237 115V112H236V114H235V116ZM238 115L235 117L234 115H233V117H235V118H240V120H238V121H241L242 123H248V122H250L251 120H249V115H247V117H248V119H247V121L248 122H246V121H244L243 122V116L244 115H241L242 116V118L239 116L238 117ZM255 115V114H254ZM264 115V114H263ZM163 116H165V115H163ZM166 116L168 117V119H169V116H168V114H166ZM206 116V115H205ZM210 116V115H209ZM195 117H197V116H195ZM207 117V116H206ZM213 116H211V118H212ZM215 117V116H214ZM18 118H20L19 116H18ZM46 118V117H45ZM185 118V119H186ZM198 118V117H197ZM203 118V117H202ZM210 118V119H211ZM234 118V119H235ZM246 118V117H245ZM256 118V117H255ZM261 118H262V114H261ZM260 118V119H261ZM35 119V118H34ZM36 119H37V117H36ZM184 119V120H185ZM199 119H201V118H199ZM204 119V121H203V124L202 125H204V123H206L208 120H205L206 118L204 117L203 118ZM209 119V120H210ZM233 119V118H232ZM253 119V118H252ZM257 119V118H256ZM1 120L3 121V119L1 118ZM1 120H0V122H1ZM4 120H5V118H4ZM15 120V119H14ZM21 120H23V119H21ZM46 120V119H45ZM176 120H178V119H176ZM180 120H182V118L180 119ZM214 120V119H213ZM237 120V119H236ZM235 120V121H236ZM245 120V119H244ZM29 121H31V119L29 120ZM33 121V120H32ZM90 121H92V122H90ZM167 121V120H166ZM186 121V120H185ZM188 121V120H187ZM237 121V122H238ZM6 124H7V120L6 121H4ZM17 122V121H16ZM15 122V123H16ZM35 122V121H34ZM168 122V121H167ZM166 122V123H167ZM184 122V121H183ZM208 122H211V120L210 121H208ZM215 123H212V124H215L216 125V121H214ZM25 123H26V121H25ZM210 123V124H211ZM221 123V122H220ZM222 123V124H223ZM228 123H229V125H228ZM240 123V122H239ZM262 123V122H261ZM186 124V123H185ZM241 124V123H240ZM251 123H249V125H250ZM15 125V124H14ZM13 125V126H14ZM33 125V124H32ZM35 125V124H34ZM206 125V124H205ZM204 125V126H205ZM233 125V124H232ZM238 124L236 123V126H237ZM1 126V125H0ZM3 127L5 126V125H2ZM30 126V125H29ZM35 126H37V125H35ZM35 126H34V128H33V130L35 129ZM43 126V125H42ZM45 126V125H44ZM178 126V127H177ZM186 126V125H185ZM184 126V127H185ZM199 127H201L200 126V123H199V125H198ZM203 126V127H204ZM207 126V125H206ZM236 126L234 125V127L236 128ZM242 126H244L245 127V125L244 124H242L240 127H239V125L237 126V128L239 127V128H242ZM9 127H12L11 125L9 126ZM32 127V126H31ZM197 127V126H196ZM232 127V126H231ZM246 127H249L248 125H246ZM246 127H245V129H246ZM263 127V126H262ZM2 128V127H1ZM16 128V127H15ZM25 128H26V125H25ZM29 128V127H28ZM46 128H48L47 126H46ZM202 128V127H201ZM237 128H236V130H237ZM238 128V129H239ZM264 128V127H263ZM7 129V128H6ZM5 129V130H6ZM11 129V128H10ZM23 129V128H22ZM38 129V128H37ZM89 128H87L86 130H88ZM143 129L144 128H142V130L141 131H143ZM242 129H244V128H242ZM241 130V129H239L238 131H244L243 133L241 132L240 134H239V132H238V136L240 135V136H242V139H241V141H240V139H239V144H240V142H242V144H243V138H244V136H246V134H245V132H246V130ZM254 129H256V128H254ZM1 130V129H0ZM2 130H4L3 128H2ZM5 130H4V132H5ZM8 130V129H7ZM16 130V129H15ZM14 130V131H15ZM20 130V129H19ZM25 130V129H24ZM30 130V129H29ZM42 130V129H41ZM44 130V129H43ZM92 130V131H91ZM170 130L168 131V130H165V131H168L169 133H170ZM193 132H195V134H196V131L198 130H196V128L195 129H191ZM195 130V131H194ZM236 130H234L233 131V129L232 130H230L231 131V133H232V135L234 136L237 132H236ZM247 130H249V128H247ZM251 130V129H250ZM250 130H249V132H250ZM258 130V129H257ZM14 131H12V133L14 132ZM26 131V134L28 135V133H30V132H28L27 133V131H28V129L27 130H25ZM32 131V130H31ZM100 131V132H99ZM199 131V130H198ZM214 131V130H213ZM218 131H219V129H218ZM221 131L222 130H220V134H223V132L221 133ZM2 132V131H1ZM8 132V131H7ZM10 132V131H9ZM8 132V133H9ZM17 132H19V131H16V133ZM21 133L23 132V130L22 131H20ZM47 132V131H46ZM79 132V131H78ZM86 132H88V131H86ZM99 134H98V133ZM187 132V133H188ZM248 132V131H247ZM246 132V133H247ZM251 132H252V130H251ZM257 132V131H256ZM262 132V131H261ZM3 133V132H2ZM11 133V132H10ZM9 133V134H10ZM20 133V134H21ZM24 133V132H23ZM22 133V134H23ZM83 133V132H82ZM163 133V132H162ZM164 133H166V134H162V135H167V132H164ZM230 133V132H229ZM228 133V136H226V137H228V140H230V134ZM234 133V134H233ZM18 134V133H17ZM19 134V135H20ZM21 134V137H20V139L21 138H23L22 136H25L26 134H24V135H22ZM43 134H46V133H43ZM50 134V133H49ZM83 134H85V132L83 133ZM82 134V135H83ZM100 135V137H98V135ZM140 134V133H139ZM193 134V133H192ZM211 134V133H210ZM242 134H245L244 136L242 135ZM248 134V133H247ZM258 134V133H257ZM6 136H7V134H5ZM11 135V134H10ZM30 135V134H29ZM80 135H81V133H80ZM82 135L80 136V137H82ZM144 135V134H143ZM169 135V134H168ZM251 135V134H250ZM248 136L249 138L252 136ZM255 135V134H254ZM9 136V135H8ZM40 136H41V134H40ZM50 136V135H49ZM138 136V138H139V135H137ZM147 136H148V133H147ZM173 136V134H172V137H174ZM190 136H192V138H193V136H194V138L192 139V138H190ZM221 136V137H220ZM232 136V137H233ZM257 136V135H256ZM259 136V135H258ZM2 137H4L5 138V136L3 135ZM1 136H0V138H2ZM29 137H31V135L29 136ZM42 137V136H41ZM166 137V136H165ZM170 137H171V135H170ZM231 137V138H232ZM235 137H237V136H234V138L233 139H235ZM7 138V137H6ZM5 138V139H6ZM9 138V137H8ZM8 138L5 140V141H7L8 140ZM10 138H11V140H10ZM10 138H9V140L7 141V142H5V145H7L8 143L10 144V142L9 141H12V139L14 140L15 138H14V136L12 137V135L10 136ZM17 138V137H16ZM25 138V137H24ZM26 138H28V137H26ZM48 138V137H47ZM99 138V139H98ZM162 138V137H161ZM217 138V139H216ZM239 138V137H238ZM237 138V139H238ZM261 138V137H260ZM3 139V138H2ZM54 139V138H53ZM53 139H52V141H53ZM56 139V138H55ZM78 139V138H77ZM133 139H134V141H133ZM168 140V136H167V138H165V140H163V139H161L162 141H167ZM174 139V138H173ZM177 141L179 140V139H177V137L175 138ZM185 139V138H184ZM214 139H216V140H214ZM221 139H223V138H221ZM225 139V138H224ZM258 139V138H257ZM3 140V141H4ZM31 140V139H30ZM33 140V139H32ZM87 140V139H86ZM140 140V139H139ZM151 140V141H152ZM160 140V141H161ZM170 140V139H169ZM168 140V141H169ZM175 140V141H176ZM232 140V139H231ZM230 140V142H232ZM245 140H247V138L245 139ZM251 140H253L252 139V137L250 138V142H251ZM15 141H17V140H15ZM18 141H20V140H18ZM21 141H22V139H21ZM28 141V140H27ZM34 141V140H33ZM36 141V140H35ZM48 141V140H47ZM57 141V140H56ZM77 141V140H76ZM78 141H79V139H78ZM82 141V140H81ZM113 141H114V143H113ZM141 141H142V138H141ZM143 141H144V139H143ZM152 141V142H153ZM172 141V140H171ZM174 141V140H173ZM180 141H181V139H180ZM180 141H178L177 143H181ZM217 141V142H218ZM227 141V140H226ZM235 141H236V139H235ZM262 141H263V139H262ZM24 142V141H23ZM39 142V141H38ZM46 142V141H45ZM147 142V141H146ZM170 142V141H169ZM223 143H224V141H222ZM221 142V143H222ZM229 142V141H228ZM237 142V141H236ZM244 142H246V141H244ZM260 142V141H259ZM258 142V143H259ZM32 143H34V142H32ZM99 143H100V145H99ZM142 143V142H141ZM144 143V142H143ZM153 143V144H154ZM158 143H159V140H158ZM171 143V142H170ZM216 143V142H215ZM219 143H220V141H219ZM219 143L217 144V145H219ZM220 143V144H221ZM222 143V144H223ZM247 143V142H246ZM246 143H244V144H246ZM248 143H249V140H248ZM247 143V144H248ZM15 144H17V143H15ZM27 144V143H26ZM25 144V145H26ZM132 144H133V146H132ZM139 144V143H138ZM147 144V143H146ZM150 144V143H149ZM163 145V144H166V143H159V145ZM167 144L168 145H170L168 142H167ZM173 144V143H172ZM176 144V143H175ZM184 144V143H183ZM191 144V145H190ZM211 144V145H210ZM214 144V143H213ZM242 144H240V146H238V147H242L241 145ZM246 144V145H247ZM254 144V142H252V143H250V148L252 147V145ZM256 144V143H255ZM18 145H20V144H17L16 145V148H17V146ZM54 144H52V146H53ZM114 145V146H113ZM140 146H141V144H139ZM155 145H156V143H155ZM179 145H181V144H179ZM187 145V144H186ZM186 145H184V146H186ZM225 145V143L223 144V146ZM244 145L245 147H242V149L243 148H248L249 146L247 145ZM260 145V144H259ZM262 145V144H261ZM105 146V145H104ZM111 146V147H110ZM143 146V145H142ZM173 146V145H172ZM174 146H176V145H174ZM220 146V145H219ZM223 146H222V150L224 151H231V149L229 148V146H228V144L226 143V149L225 148H223ZM227 146H228V150H227ZM231 146V145H230ZM233 146L234 147H236L237 145H235V143H234V145H232V148H233ZM19 147V146H18ZM39 147V146H38ZM148 147V146H147ZM157 147H158V145H157ZM166 147V146H165ZM165 147H164V149H165ZM183 147V146H182ZM216 147V146H215ZM214 147V148H215ZM264 147V146H263ZM47 148V147H46ZM144 148V147H143ZM160 148H161V146H160ZM169 148V147H168ZM174 149H175V147H173ZM187 148H189L188 147V145H187V147H186V151H185V153L187 152V150L189 151V149H187ZM216 148H219V147H216ZM253 148H255V147H253ZM252 148V149H253ZM41 149V148H40ZM53 149H55V148H53ZM58 149V148H57ZM76 149V148H75ZM78 149V148H77ZM146 149V148H145ZM150 149V148H149ZM154 149H157L156 147L154 148ZM153 149V150H154ZM174 149H172V150H174ZM184 149V148H183ZM221 149H217V150H220L221 151ZM252 149H247V151H245V153L247 152L248 154H245L247 157H248V155H253V153H251L250 154V152H251V150ZM48 150H50V149H48ZM103 150V149H102ZM135 150H137V148L135 149ZM170 150V149H169ZM180 150H182V149H180ZM190 150H191V148H190ZM196 150V149H195ZM195 150H194V152H195ZM196 150V151H197ZM214 152H213V151ZM211 150V154H213V153H215V150L214 149H212ZM233 150V149H232ZM236 150H238V148H236ZM241 150V149H240ZM245 150V149H244ZM54 151V150H53ZM61 151H60V153H61ZM155 151H158V150H155ZM175 151V150H174ZM222 151V152H223ZM228 151V152H229ZM250 151V152H249ZM257 151H258V148H257ZM31 152V151H30ZM34 152V151H33ZM43 153H44V151H42ZM47 152V151H46ZM49 152V151H48ZM68 152L69 154H66V153ZM105 152V151H104ZM108 152V151H107ZM143 152V151H142ZM170 152V151H169ZM183 152V151H182ZM191 152L192 151H190V156L189 157H193L194 155H191ZM198 152V151H197ZM217 152V151H216ZM221 152V153H222ZM226 152H225V154H226ZM232 152V151H231ZM237 153V155H238V152L241 154V152L238 150V152L237 151H235L234 150V153ZM54 153V152H53ZM56 153V152H55ZM59 153V152H58ZM60 153H59V155H60ZM61 153V154H62ZM84 153V152H83ZM176 153V152H175ZM179 152H177V154H178ZM184 153V152H183ZM200 153V152H199ZM220 153V152H219ZM220 153V154H221ZM230 153V152H229ZM228 153V154H229ZM233 153V154H234ZM235 153V154H236ZM242 153H243V150H242ZM28 154V153H27ZM57 154V153H56ZM55 154V155H56ZM89 154V153H88ZM149 154V153H148ZM192 154H193V152H192ZM197 153H195V155H196ZM217 154H218V152H217ZM220 154H218V156L220 155ZM234 154V155H235ZM35 155V154H34ZM63 155V156H64ZM167 155V154H166ZM174 155H176V154H174ZM185 155H187V154H185ZM184 155V156H185ZM214 155V154H213ZM212 155V156H213ZM222 155H223V153H222ZM227 155V154H226ZM231 155H232V153H231ZM236 155V156H237ZM243 155V154H242ZM244 155V156H245ZM252 155H251V157H252ZM259 155H262V153L261 154H259ZM264 155V154H263ZM52 156V155H51ZM64 156V158L66 159V161L68 160V158L67 157H65ZM76 156V155H75ZM77 156H78V154H77ZM80 156V155H79ZM82 157L84 156V155H81ZM164 156V155H163ZM179 156V155H178ZM182 156H183V154H182ZM212 156H211V159H214L215 157H216V155H215V157L214 158H212ZM217 156V157H218ZM224 156V155H223ZM233 156V155H232ZM236 156L234 157L233 156V159L234 160H231L230 162L232 163L233 161V163H236L237 161H238V158L239 157H241V155L239 156V157H237L236 158ZM245 156V157H246ZM254 156V155H253ZM26 157V156H25ZM28 157H29V155H28ZM32 157V156H31ZM31 157H30V159H31ZM71 157V156H70ZM106 157V156H105ZM104 157V158H105ZM160 157H161V155H160ZM165 157V156H164ZM168 157H170V154H169V156ZM198 157H200V155L198 156ZM198 157H195V162H196V159H198ZM201 157H203V156H201ZM216 157V158H217ZM55 158H57V157H55ZM64 158H62V160L63 161H65L64 160ZM171 158V157H170ZM176 158V157H175ZM222 157H221V155H220V159H221ZM232 158V157H231ZM249 158H250V156H249ZM255 158H256V156H255ZM255 158H254V160H255ZM258 158V157H257ZM27 159V158H26ZM44 159V158H43ZM57 159H59V157L57 158ZM73 159V158H72ZM84 159V158H83ZM82 159V160H83ZM106 159V158H105ZM112 159H113V157H112ZM166 159H167V157H166ZM172 159V158H171ZM201 159V158H200ZM217 159H219V158H217ZM219 159V160H220ZM227 159V158H226ZM240 159V158H239ZM252 159V158H251ZM259 159H260V156H259ZM74 160H75V158H74ZM77 160V159H76ZM187 160V159H186ZM188 160H189V158H188ZM190 160H191V163H192V160L193 159H191L190 158ZM215 160V159H214ZM218 160V161H219ZM221 160H223V162H226V160L224 161V159L222 158ZM229 160H230V158H229ZM235 160H236V162H235ZM241 160H242V158H241ZM261 160H262V158H261ZM31 161H33V160H31ZM35 161V160H34ZM59 161H61V160H59ZM70 161V160H69ZM79 162H80V160H78ZM85 161V160H84ZM87 161V160H86ZM95 161H96V159H95ZM158 161V160H157ZM161 161V160H160ZM166 161V160H165ZM170 161V160H169ZM180 161V160H179ZM201 161V160H200ZM210 161H212L213 162V165L211 164L212 162H210ZM216 161V160H215ZM218 161H216V162H218ZM243 161H246V159L244 158V160H242V163L244 164V162ZM249 161V160H248ZM256 161V160H255ZM28 162H29V160H28ZM72 162V161H71ZM194 162V161H193ZM227 162H228V160H227ZM252 162H254V161H252ZM262 162V161H261ZM65 163V162H64ZM70 163V162H69ZM73 163V162H72ZM71 163V164H72ZM85 163V162H84ZM159 163V162H158ZM171 163V162H170ZM179 163V162H178ZM183 163V162H182ZM197 163H198V160H197ZM201 163V162H200ZM220 163V162H219ZM238 163H241L240 161L238 162ZM246 164L248 163V162H245ZM92 164V163H91ZM160 164V163H159ZM173 164V163H172ZM185 164H187V162L185 163ZM188 164H189V162H188ZM187 164V165H188ZM194 165H195V163H193ZM228 164V166H229V168H231L230 166L232 165V164H230V163H227ZM230 164V165H229ZM237 164V163H236ZM236 164H234V165H236ZM243 164H239V165H243ZM253 164V163H252ZM33 165V164H32ZM41 165V164H40ZM65 165V164H64ZM70 165V164H69ZM86 165H87V163H86ZM95 165V164H94ZM169 165V164H168ZM186 165V166H187ZM199 165V164H198ZM216 165H218V163L216 164ZM249 165V164H248ZM247 165V166H248ZM251 165V164H250ZM249 165V166H250ZM256 164H254L253 166L256 168V166H255ZM258 165H260V163L258 162ZM263 166H264V164H262ZM72 166V165H71ZM91 166V165H90ZM100 166H101V164H100ZM179 166V165H178ZM200 166H201V164H200ZM225 166V167H224ZM233 166V165H232ZM247 166H246V169H247ZM66 168H67V166H65ZM81 167V166H80ZM97 167V166H96ZM102 167V166H101ZM115 167V168H116ZM164 167H166V166H164ZM169 167L171 168V164L169 165ZM188 168H189V166H187ZM199 167V166H198ZM223 167L224 168H226L227 166H226V163L223 165ZM240 169H241V166H238ZM243 167H244V165H243ZM251 167V166H250ZM254 167H253V169H254ZM258 167V166H257ZM261 167V166H260ZM77 168H78V166H77ZM184 168V167H183ZM193 168V167H192ZM197 168V167H196ZM228 168V167H227ZM226 168V169H227ZM228 168V170H230ZM63 169V168H62ZM61 169V170H62ZM84 169V168H83ZM94 169V168H93ZM100 169H102V168H100ZM164 169V168H163ZM175 169V168H174ZM222 170H225V169H223V168H221ZM231 169H233V167L231 168ZM234 169H235V171H237L238 170V168H236V166L234 167ZM245 169V168H244ZM257 169H259V167L257 168ZM256 169V170H257ZM262 169H264V168H262ZM261 169V170H262ZM82 170V169H81ZM85 170V169H84ZM87 170H89V169H87ZM103 170H104V172H105V169H104V165H103ZM112 170H113V168H112ZM176 170H177V168H176ZM188 170V169H187ZM194 170V169H193ZM198 170V169H197ZM222 170H220L221 172H223ZM228 170H225L226 172H228L229 174H230V172L228 171ZM247 170H249V172H253L250 168L249 169H247ZM255 170V171H256ZM261 170H258V171H261ZM64 171H65V169H64ZM64 171H62V173L64 172ZM94 171V170H93ZM98 171V170H97ZM178 171V170H177ZM176 171V172H177ZM200 171V170H199ZM232 171V170H231ZM111 172V171H110ZM113 172V171H112ZM115 172V171H114ZM163 172V173H162ZM173 172V171H172ZM180 172V171H179ZM196 172V171H195ZM238 172H239V170L236 172L237 174H238ZM244 172V170L243 171H241L240 170V172H239V174H241V173H243ZM246 172V171H245ZM257 172V171H256ZM263 172V171H262ZM70 173H71V171H70ZM86 173H88V172H86ZM178 173V172H177ZM183 173V172H182ZM224 173V172H223ZM232 173H234L235 174V172H234V170L231 172V174ZM258 173V172H257ZM264 173V172H263ZM51 174V173H50ZM53 174H55V173H53ZM61 174V173H60ZM68 174V173H67ZM72 174V173H71ZM193 174H195V173H193ZM218 175V177H217V175ZM227 174V173H226ZM236 174V175H237ZM239 174H238V176H239ZM250 174V173H249ZM251 174H254V173H251ZM260 174H261V172H260ZM36 175V174H35ZM84 175H89V174H84ZM91 175V174H90ZM99 175V174H98ZM183 175V174H182ZM196 175H197V172H196ZM215 175V176H214ZM235 175V176H236ZM255 175H257L256 173L254 174V175H252V176H255ZM65 176H66V174H65ZM181 176V175H180ZM199 175H197L196 177L197 178H199L198 177ZM221 176H222V174H221ZM220 176V177H221ZM228 177H226V178H229V175H227ZM233 176V175H232ZM234 176V177H235ZM243 176H244V173H243ZM258 176V175H257ZM264 176V174L262 175V177H260V178H264L263 177ZM62 177H64V176H62ZM71 177V176H70ZM85 177H87V176H84V178ZM90 177V176H89ZM91 177H93L92 175H91ZM185 177V176H184ZM217 177V178H216ZM230 177H231V175H230ZM241 177V176H240ZM240 177H238V178H240ZM246 178L245 179H247V177H248V174L245 176ZM32 179L33 178H35V180H36V177L35 176H33V177H31ZM83 178V179H84ZM189 178V177H188ZM196 178V179H197ZM225 178V177H224ZM235 178H237V177H235ZM235 178H233L232 177V180L233 179H235ZM237 178V179H238ZM89 179V178H88ZM91 179V178H90ZM187 179V178H186ZM190 179V178H189ZM193 180H195L196 181V179H195V177L194 178H192ZM215 179H214V181H215ZM242 179L244 180V178H242L241 177V181H242ZM249 179V178H248ZM251 179H253V178H251ZM258 179H259V177H258ZM257 179V177H256V180H258ZM30 180V179H29ZM34 180V179H33ZM101 180H103V181H101ZM180 179L178 178V181H179ZM191 180V179H190ZM199 180V179H198ZM229 180V179H228ZM232 180H231V183H232ZM256 180L254 181L253 180V183H252V181L249 183V181L247 182L246 180L244 181V183H242V184H245V182L248 184H250L251 185V183H252V185H251V187H250V189L252 188V189H254L255 191H256V189H258L259 188V186H256L257 184H255L254 185V183H258V184H260V181H261V179H259L260 181H258V182H256ZM90 181H92V180H90ZM99 181V180H98ZM181 181V180H180ZM187 181H188V179H187ZM192 181V180H191ZM237 181V180H236ZM235 180H234V182H236ZM263 181V180H262ZM33 182V181H32ZM70 182V181H69ZM213 182V181H212ZM218 182V184L220 183L219 181H217ZM229 182V181H228ZM228 182H226L227 184H230V183H228ZM232 183V185H233V187L235 186L234 184H236V183ZM240 182V181H239ZM31 183V182H30ZM76 183V182H75ZM86 183H88V182H86ZM92 183V182H91ZM109 183V182H108ZM190 183V182H189ZM200 183V182H199ZM202 183V182H201ZM201 183H200V185H201ZM214 183V182H213ZM212 183V184H213ZM263 183V182H262ZM26 184V183H25ZM24 184V185H25ZM32 185H33V183H31ZM35 184H36V182H35ZM54 184H57V183H54ZM31 185V186H32ZM190 185V184H189ZM193 185H194V181H193ZM197 185V184H196ZM196 185H194V186H196ZM214 185V184H213ZM212 185V186H213ZM220 185H221V183H220ZM237 185V184H236ZM239 185V184H238ZM262 186L264 185V184H261ZM22 186H23V184H22ZM36 186V185H35ZM48 186V187H47ZM50 186H52V188L50 187ZM70 186V185H69ZM106 186V187H107ZM221 186V188H223ZM247 186V185H246ZM249 186V185H248ZM244 187L243 186V188L246 190V189H248L249 187ZM253 186H254V188H253ZM257 188H256V187ZM24 187V186H23ZM33 187H32V189H33ZM51 188V190H49L48 188ZM56 187V186H55ZM58 187V186H57ZM100 187V186H99ZM180 187V186H179ZM197 187H198V185H197ZM201 187H203V185L202 186H200L199 187V191L200 192H202L201 191V189H203V188H201ZM208 187L210 188V186H207V190H208ZM215 187H217V186H215ZM214 187V188H215ZM219 187V186H218ZM230 187H231V184H230ZM230 187H229V189H230ZM232 187V188H233ZM236 187V186H235ZM28 188V187H27ZM101 188V187H100ZM170 188V189H171ZM188 188V189H187ZM204 188H205V186H204ZM231 188V189H232ZM236 188H238V187H236ZM236 188H233L232 189V191H234ZM242 188V187H241ZM95 189H97V188H95ZM102 189V188H101ZM191 189H193V188H191ZM195 189H196V187H195ZM215 189H217V188H215ZM242 190L241 189V191L242 192H239V194L240 193H243V191L244 192H246L245 190ZM252 189H251V191L249 190V192H253L252 191ZM72 190V189H71ZM98 190V189H97ZM176 190H175V193H176ZM197 190V189H196ZM205 190V189H204ZM224 190L226 191V193L224 192ZM237 191L239 190L240 191V189H236ZM259 190H261V188L259 189ZM25 191H27V190H25ZM53 191V192H52ZM75 191V190H74ZM77 191V190H76ZM79 191V190H78ZM167 193H166V192ZM172 191V190H171ZM236 191V194L238 193ZM255 191H254V193H255ZM264 191V190H263ZM24 192V191H23ZM28 192V191H27ZM34 192V191H33ZM97 191H96V193H98ZM197 192V191H196ZM204 192H206V191H203V193ZM258 193H259V195L257 194V196H260L261 195V192H262V190H261V192H259V191H257ZM30 193V192H29ZM74 193V192H73ZM78 193V192H77ZM171 193H173V192H171ZM180 193V195H181V192H179ZM203 193H201V194H203ZM207 193V192H206ZM208 193H209V190H208ZM207 193V194H208ZM83 194H85V193H83ZM170 194V193H169ZM176 194H178V193H176ZM200 194V195H201ZM210 194V193H209ZM229 194H230V192H229ZM231 194H234V193H232L231 192ZM230 194V195H231ZM245 194V193H244ZM249 194V193H248ZM252 194V193H251ZM262 194H263V196H264V192H262ZM23 195V194H22ZM75 195V194H74ZM87 195V194H86ZM90 195V194H89ZM99 195V194H98ZM165 195H167L166 197H165ZM174 196H175V194H173ZM247 195V194H246ZM246 195H245V199L247 198L246 197ZM253 195V194H252ZM29 196V195H28ZM82 197H83V195H81ZM182 196V195H181ZM191 196V197H190ZM196 196V194L194 195V197ZM232 196H234V195H231L230 196V198H232ZM239 198L240 196V200L243 198L242 197V195L240 194V195H235L234 197H233V201L235 200V202L237 203V201L239 200L237 197ZM248 196V195H247ZM256 196V195H255ZM25 197H27V195L25 196ZM30 197H31V195H30ZM30 197H29V199H30ZM87 197V196H86ZM90 197V196H89ZM100 197V198H101ZM178 197V196H177ZM218 197V201L219 200H221L222 202H223V205H224V203H225V205H226V207H225V205L224 206H220L221 204H219V202L217 203V201H216V199L215 198H217ZM249 197V196H248ZM28 198V197H27ZM72 198V197H71ZM91 198V197H90ZM90 198H87V199H90ZM206 198V197H205ZM237 198V199H236ZM257 198V197H256ZM256 198H254L253 200L255 201V199ZM259 198V197H258ZM258 198L256 199V201H257V203L256 202H253L252 201V199H250L256 206H258L257 204H258V202H260L259 200L262 198V196H261V198L258 200ZM1 199V198H0ZM13 199H15V198H13ZM23 199H25L24 197H23ZM85 199V198H84ZM96 199H98V200H96ZM167 199H171L172 200V198H167ZM245 199L243 200V201H245ZM248 199V198H247ZM17 200V199H16ZM26 200V199H25ZM24 200V201H25ZM32 200V199H31ZM73 200H76V201H78L77 199H74L73 198ZM170 200V201H171ZM174 200V199H173ZM176 200V199H175ZM179 200V199H178ZM190 200H192V201H190ZM199 200H198V203H200L199 202ZM237 200V201H236ZM241 200V201H242ZM24 201H22V202H24ZM74 202V204L75 203H77V202ZM99 203H98V202ZM220 201V202H221ZM241 201H239V202H241ZM247 201V200H246ZM262 201V200H261ZM3 202H4V200H3ZM22 202H21V204H22ZM33 202V201H32ZM63 202H64V204H63ZM172 202V201H171ZM248 202V201H247ZM251 202V204H249V205H254L253 203ZM5 203V202H4ZM20 203V202H19ZM26 203V202H25ZM31 203V202H30ZM34 203V202H33ZM69 203V202H68ZM73 203V202H72ZM102 203V204H101ZM173 203V202H172ZM250 203V202H249ZM261 203V202H260ZM259 203V204H260ZM1 204V203H0ZM7 204V203H6ZM10 204V203H9ZM71 204V203H70ZM234 204V203H233ZM233 204H232V209H233ZM239 204V203H238ZM245 204H246V202H245ZM248 204V203H247ZM246 204V205H247ZM2 205V204H1ZM11 205V204H10ZM26 205V204H25ZM28 205H30L29 203H28ZM28 205H26V206H28ZM53 205H52V207H53ZM61 205H62V207H61ZM118 205L122 208V210L119 212V209H117V212H119L118 214H114V217H116L117 219L116 220H121V221H123V223H124V225L126 226V227H128L127 228V230H125L124 231V229H126V228H121L120 226H113V223H112V226H109V222L110 221H112L111 219H109L110 218V216H107V214H106V208H112V209H114V208H117L118 207ZM157 207H156V206ZM173 205V206H172ZM234 205H236V206H234V209H235V207H238L237 206V204H234ZM240 205H242V206H244V204H241L240 203ZM239 205V208L241 207ZM245 205V206H246ZM248 205V206H249ZM262 205H264V204H262ZM5 206V205H4ZM9 206V205H8ZM24 206V205H23ZM77 206V205H76ZM117 206V207H116ZM261 206V205H260ZM29 207V206H28ZM91 207V206H90ZM154 207V208H153ZM259 207V206H258ZM6 208V207H5ZM4 208V210H6ZM10 208V207H9ZM11 208L13 209V207H12V205H11ZM10 208V209H11ZM20 208V207H19ZM31 208V207H30ZM54 208V207H53ZM150 208H152V209H154V211H153V213L154 214H158L159 216H156L155 215V219H157L158 221V223H160L161 225H162V227H160L159 228V230H157L156 232H154L155 230H153V231H150V229H149V227H153V226H149V227H147V226H143V228H140V227H142V226H140V227H138L139 225H141V223H143V222H147L148 224L150 223V221H151V223H153V225H154V222H152V220L153 219H150V221H148V220H146L145 219V217L144 216H146V215H149L150 217H154V214L150 211ZM239 208H236V210L237 209H239ZM2 209H3V207H2ZM9 209V210H10ZM12 209H11V212H12ZM15 209V208H14ZM14 209H13V211H14ZM33 209V208H32ZM52 209V208H51ZM57 209L58 208H56V211H55V208H54V211H55V213L57 214V215H59V214H61V213H63V212H61V213H59L58 214V211H57ZM18 210V209H17ZM31 210V209H30ZM29 210V211H30ZM34 210H37V209H34ZM33 210V211H34ZM40 210H39V212H40ZM114 210H116V209H114ZM145 211V212H147V213H145L146 215H144L143 216V212L142 211ZM8 211V210H7ZM16 211V210H15ZM19 211V210H18ZM28 211V212H29ZM53 211V212H54ZM230 211H232V210H230ZM230 211H228V212H230ZM9 212V211H8ZM42 212V213H43ZM66 212V213H67ZM233 212V211H232ZM10 213V212H9ZM13 213V212H12ZM18 213V212H17ZM41 213V212H40ZM69 213V214H70ZM116 213V212H115ZM235 213V212H234ZM8 214V213H7ZM6 214V215H7ZM13 214H15V213H13ZM25 214V213H24ZM23 214V215H24ZM37 214V213H36ZM68 214V213H67ZM67 214H66V216H64L65 214H63V216H64V219L65 220H67ZM152 214H153V216H152ZM227 214V215H226ZM26 215L28 216L29 215V213L27 214L26 213ZM30 215H32L31 213H30ZM29 215V216H30ZM62 215V214H61ZM60 215V217H62L63 218V216H61ZM3 216V215H2ZM9 216H10V214H9ZM14 216V215H13ZM27 217V220H29V218L31 217ZM34 216V215H33ZM36 216V215H35ZM34 216V217H35ZM43 216V215H42ZM72 216V215H71ZM1 217V216H0ZM11 217H12V215H11ZM15 217V216H14ZM38 217V216H37ZM70 217V216H69ZM68 217V218H69ZM74 217H72V218H74ZM77 217V218H76ZM148 217V216H147ZM5 217H3V220H6V222H7V220L10 218H8V219H4ZM36 218V217H35ZM40 218H41V216L39 217V220H40ZM43 218V217H42ZM71 218V217H70ZM11 220H9L8 221V223L9 222H11L12 220L14 221V222H16L13 218H10ZM17 219V218H16ZM25 219H26V217H25ZM38 219V218H37ZM44 219V218H43ZM60 219V218H59ZM34 219L32 218V221H33ZM38 220V221H39ZM46 220V219H45ZM64 220V221H65ZM109 220V221H108ZM18 221H20V219L18 220ZM17 221V222H18ZM35 221V220H34ZM33 221V222H34ZM37 221V220H36ZM35 221V222H36ZM41 222H42V220H40ZM68 221V220H67ZM72 221V220H71ZM120 221V222H121ZM30 222V221H29ZM28 222V223H29ZM41 222H40V225H41ZM73 222V221H72ZM93 222H99V224L101 223L102 224V228L101 229H99V227L97 228V226L93 223ZM105 222H108L107 224H108V226H106L105 225ZM117 222V221H116ZM116 222H115V224H116ZM13 223V222H12ZM12 223L9 225V226H12ZM92 223V224H91ZM156 223V222H155ZM33 224V223H32ZM43 224H44V222H43ZM42 224V225H43ZM69 224V223H68ZM143 224H146V223H143ZM147 224V225H148ZM27 225V224H26ZM35 225H37V224H35ZM93 225V226H92ZM95 225V226H94ZM8 226V225H7ZM155 226H157V225H155ZM6 227V226H5ZM26 227V226H25ZM38 227H39V224H38ZM145 227H147V228H145ZM158 227V226H157ZM27 228V227H26ZM71 228V227H70ZM69 228V229H70ZM73 228V227H72ZM71 228V229H72ZM3 229V228H2ZM12 229H13V226H12ZM152 229V228H151ZM154 229V228H153ZM9 230V229H8ZM73 230H74V228H73ZM39 231V230H38ZM10 231H8V233H9ZM12 232H13V230H12ZM7 233V232H6ZM11 233V232H10ZM9 233V234H10ZM71 233V232H70ZM12 234V233H11ZM11 234H10V236H11ZM40 234V233H39ZM43 235H45V234H43ZM66 235V234H65ZM9 236V237H10ZM63 236V235H62ZM70 236V235H69ZM72 236V237H73ZM81 237V238H82ZM30 238V237H29ZM41 238V237H40ZM44 238V237H43ZM63 238H65V237H63ZM74 238V239H75ZM1 239V238H0ZM31 239V238H30ZM38 239V238H37ZM37 239H35V240H37ZM44 239H46V238H44ZM78 239V238H77ZM100 239H104V241L103 242H100L101 240ZM43 240V239H42ZM3 241H5L6 242V240H3ZM2 241V242H3ZM39 241V240H38ZM37 241V242H38ZM59 241V240H58ZM1 242V243H2ZM45 242H46V240H45ZM81 242V244H80V246H82V244L83 243H85L84 242V240H83V242L82 241H80ZM38 243H40V241L38 242ZM48 243V244H47ZM53 243V245L55 244L54 242H52ZM51 243V244H52ZM59 243V242H58ZM64 243H66V242H64ZM42 244V243H41ZM67 244V243H66ZM72 244V243H71ZM88 244V243H87ZM42 245H45V248H47V249H45V250H47V252H52L53 253V255H55V253L53 252V246L52 245H50L49 244V242H46V243H44V240H43V244ZM61 245V244H60ZM68 245V244H67ZM52 246V247H51ZM57 246H59V244L57 245ZM74 246V245H73ZM79 246V247H80ZM85 246V245H84ZM54 247H56L55 245H54ZM60 247V246H59ZM70 247V246H69ZM86 247V246H85ZM78 248V247H77ZM105 248V249H104ZM70 249V248H69ZM104 249V250H103ZM67 250V249H66ZM81 250H83V249H81ZM55 251V250H54ZM93 251V250H92ZM61 252V251H60ZM72 252V251H71ZM81 253H82V251H81ZM84 253V252H83ZM89 253V252H88ZM49 254V253H48ZM82 255V254H81ZM85 255V254H84ZM57 256V259L58 258H60L58 255H56ZM55 257V256H54ZM82 257V256H81ZM80 257V255H79V259L81 258ZM56 258V257H55ZM54 258V259H55ZM62 258V257H61ZM43 259V258H42ZM53 258H51L50 259V261L51 260H54ZM56 259V260H57ZM19 260V259H18ZM24 260V259H23ZM29 260V259H28ZM34 260V259H33ZM37 260V259H36ZM41 260V259H40ZM59 261H57V262H55L54 261V263H58V262H62V261H60V259H58ZM64 260V259H63ZM80 261H81V264H87L86 263V261H85V259H82L81 258V260H79V264H80ZM19 262H21V261H19ZM18 262V263H19ZM23 262V261H22ZM33 262V261H32ZM31 262V263H32ZM36 262V261H35ZM34 262V263H35ZM39 263H40V261H38ZM53 262V261H52ZM51 262V263H52ZM65 262V261H64ZM15 263V262H14ZM17 263V264H18ZM26 263V262H25ZM30 263V264H31ZM38 263V264H39ZM7 264V263H6ZM33 264V263H32ZM40 264H42V263H40ZM43 264H45V263H43ZM48 264V263H47ZM50 264V263H49Z\"/></svg>",
    "mask_w": 264,
    "mask_h": 264
},
{
    "label": "rangeland",
    "instance_id": "obj_2",
    "mask_svg": "<svg viewBox=\"0 0 264 264\" xmlns=\"http://www.w3.org/2000/svg\"><path fill=\"white\" fill-rule=\"evenodd\" d=\"M22 0H0V60L2 61V59L4 58L5 59V57H6V61H11L14 57H15V61L16 62H14V60H12L11 62H7V65L4 63V61H0V70H2V69H4L6 66H7V68H8V66H9V64L8 63H10V64H14V65H19V63H21L20 62V60H22V58H24L23 57V55L26 53V54H28V53H31V54H34L35 53V51L34 50H36L37 51V49H39L40 47V45H45L43 42H45L46 44H47V46H49L48 47V50L46 49V45H45V49H43L42 48V50L43 51H41V53H46V54H44V56L46 57V59H45V57L43 58V54H41L42 56H39L38 57V55H39V51L40 50H38L37 51V53H35V55L37 56H34V58H35V60L32 62V65H31V67L33 68V70H39L40 72H41V74L43 75V78H45V80L47 81V85L48 86H45V84H46V82L44 83V86L45 87H49V89H47V88H45L46 90H44V91H46L47 93H44L46 96H45V100L48 102V99L52 96V89H51V87H50V82H53V81H51V80H55V82H57V79H58V75H60L61 77H63L64 75L65 76H67L68 75V72H69V67L71 68L72 66H73V62L75 61V60H77L76 58V55H78L79 57H80V59H82V61L85 59V61H83V64H82V67L81 68H79L78 70H79V75L81 76V80L83 81V82H88V83H91L93 80V78H94V81H98L99 83H101L103 80H105V77H104V75H105V73H103L104 71H103V68L101 67L102 65H101V62L100 61H98V59H97V57H99L98 56V51H97V48H96V46H95V41H94V37L95 36H92L89 32H85V33H83L80 37H81V39H79L80 40V43L82 42V41H84V42H82L80 45L78 44V48L76 47V45H75V47H74V44H75V42L74 41H72V40H70V37H71V35H70V30H67V29H69L70 28V24L69 23H67L68 24V26H67V24H66V26L64 27V26H62L63 25V21H61V19L59 18L60 17V10H56L55 8V3L54 2H56V3H60L62 0H53L54 2H51V3H49V2H47V1H50V0H24V1H22ZM46 1V2H45ZM64 2H66L67 3V5H68V7H67V9H71V7H72V4H74V2L76 1V0H63ZM62 1V2H63ZM73 1V2H72ZM89 1V0H88ZM116 3H115V2ZM130 1V0H129ZM258 1H260V2H262V3H264V0H258ZM26 4V5H24V3ZM29 2V3H28ZM34 2V3H33ZM90 2V1H89ZM113 2L117 5V6H119V4L121 5V4H125V3H123L121 0L119 1V0H113ZM121 2V3H120ZM259 2V3H260ZM16 3H20V5L18 4H16ZM47 3V5H49L50 6V4H53V5H51L50 7L48 6V7H46L45 6V4ZM72 3V4H71ZM261 3V4H262ZM14 4V5H13ZM32 4H34V5H32ZM18 7H17V6ZM25 6V7H21V6ZM70 5V6H69ZM27 6V7H26ZM29 6H30V8H32L31 10H28L29 9ZM53 6V7H52ZM262 6V5H261ZM264 6V5H263ZM224 7H225V5H224ZM24 8H26V9H24ZM35 8V9H34ZM50 8V9H49ZM51 8H52V10H54V11H50L51 10ZM264 8V7H263ZM23 9V10H22ZM49 9V10H48ZM70 9H69V14H71V12H70ZM99 10V7H94L93 6V10ZM29 12V14H26V12L27 11ZM36 10V11H35ZM30 11H32V12H30ZM33 11H34V13H33ZM46 11H47V13H46ZM27 12V13H28ZM49 12V13H48ZM89 14V13H88ZM104 15V16H103ZM214 15V14H213ZM213 15L210 17H204V18H206V19H202V18H199L198 19V22H199V25L200 26H198L197 28H198V32L196 31V29H194V27L193 28H189V29H183V28H181L180 27V25H178V27L180 28H178V32L176 31V29H177V26H173V29H171L172 27L171 26H169V28L168 27H166L165 28V31H162V33H161V31H154L153 30V27H149L148 25L149 24H147V23H149V22H147L146 23V20L148 21V18L147 17H145V16H134V15H130V17L128 16V22H130V27L131 26H133V27H135V30H134V28L133 29H131L129 26H128V28H126V29H128V31H130L131 32V30H132V32L134 31L135 33H136V35H135V33H134V35H133V33L131 34L130 32V34L128 33V31L126 30V29H121L122 31H120V29H118V31H116V30H114L113 29V32L116 34V35H118V36H120V34H121V37H122V39H120V40H123V38H125L126 39V41L124 40V42L126 43L127 42V44H129V45H132V44H134L133 45V48H134V51H135V53H134V51H133V48H130V46L128 45L127 47H129L130 49H126L125 48V46H124V48L126 49V51L124 50V48H123V50L122 51H125V54H124V52L123 53H121L122 51L121 50H119V49H121V47L123 46H121V47H119V48H115L114 50H113V52L115 53V52H117L116 54H114V55H116V60L117 61H115V63H117L116 65H118L119 64V66H121L122 64H123V66H124V68L121 66V70L123 71V74L124 75H126L127 77H128V81L129 82H126L127 80H125L123 77L121 78V75H119L120 76V79L119 78H117V80L116 81H118V79L119 80H123L122 82L121 81H118V86H120L121 84L124 86V88H122L121 86L117 89V87L118 86H116V88L114 87V89H117L119 92H118V95H117V92H114V100L117 102V103H115L117 106H119V107H121L122 109L124 108V109H130L131 111L133 110L134 111V109L136 110V111H145V110H147V112L149 111H151V116H155L156 114H160V115H162V113H163V111L164 110H166L167 111V113H166V111H164V113H166V114H168V116H169V119H168V117L166 116V114H163V115H165V116H163L162 115V117H164V119H165V124L166 125H168V126H171L172 125V127H175L176 128V125H175V123H174V125H173V121L174 122H176L177 123V121H178V129H181L182 130V128H183V130H184V128L185 129H187V130H185V132H186V134H188V136H189V132H190V135H195V138H194V136H193V138H194V140L196 141V137H198V136H200L199 134H198V136H196L197 135V132L198 133H200L201 132V130L203 131L204 130V128H208L207 129V131H209L210 129L209 128H211V126L213 127V130H212V128H211V132H208L209 133V135H210V137L212 138L213 136H214V138L216 137V134L214 133V132H216L215 131V126H216V130H217V138H218V136L219 135H221V136H223L224 135V131H225V134L228 132H226V130H228V129H226V130H224L225 128H227V127H229V126H227V125H225L226 124V122L228 121V119H229V122H230V127H229V132L231 133V131L230 130H232L233 129V131L234 130H236V128H237V126L239 125V127L242 125V124H244L245 125V127H246V125H248L249 127H246V129H245V127L244 126H242V128H244L245 130H246V132L248 133H246L245 132V134H246V136H244L245 134H242L243 136H244V138H243V144H242V142H240V144H242L241 146L242 147H245L244 145H246L247 143H248V140H249V143L247 144L248 146L250 145V143H252V142H254V144L252 145V147L250 148V146L247 148H243L242 149V147L240 148V147H238V146H240V144H239V139L241 138L242 139V136H238L237 134H238V132H239V134L242 132V131H238L239 129H241V130H244V129H242V128H237V130H236V134L234 135V136H237V137H235V139H236V141H235V139H233L234 138V136L232 135V133L230 134L229 132V134H230V140L232 141V142H230V140H228V137H226V136H228V133H227V135L225 136V137H221V138H223V139H221L220 138V143L222 142V141H224V143H225V145L223 146V144L221 143H219V141H218V139H217V141H214V142H210V143H212V146H209L208 148H210V147H212V149H216L215 150V153H213V154H211L212 152H211V150L212 149H209L208 150V154L210 155V159L209 160H212V161H214V165H213V162L212 161H210V162H212L211 164L217 169L218 167L217 166H219L220 165V167L221 168H223V169H225V170H228V168H229V166H228V164L227 163H230V164H232L230 167L232 168L233 167V169H231V168H229L230 170H228L229 172H230V174L228 173V172H226L225 170H222L221 168H218V169H220V170H222L223 172H221L220 170H219V172L220 173H218V171L216 170V173L219 175V179H215V178H213L212 180H211V182H210V184L211 185H206V184H203V181H204V179H203V176H201L202 174H200L201 173V168H202V158L204 159V154H201V151L203 150V146H204V144H205V141H202V139H201V137H198V138H200V139H197V142H195L196 144H195V148L193 149L192 148V145L191 146H189V142L187 143V141H188V139H186V137H184L183 136V140H182V136L180 137V139H181V141H180V139H179V136L176 134V136H174V134L175 133H173L170 129H169V127H166V129H164L163 131H160L158 134H161V136H160V138H159V135H158V140H159V143H166V144H163V145H159V143H158V140H157V142H155L156 143V145H155V143H154V141L151 139V135L149 134V130L148 131H146L147 129H148V126H146V124L144 125H142V127H140L138 130V132H137V135H139V138H138V136L136 135V137H135V140H137L136 141V143L135 142H132V143H134V146H133V144H132V146H133V148H134V151L136 152V153H138V155H140L141 157H143L144 159H148V160H151V161H154L155 163H157L156 165H157V167H158V169H160L161 171H166L167 173L169 172H171V174H170V176L172 175H177V176H174L173 178L174 179H176L177 178V182H179L178 183V185H177V189L179 188V191H177L175 188H176V185H174L175 187H169L168 189H166V190H169V191H165L167 194H168V197H166L167 195H165V197H166V201H165V203L167 204V205H171V204H174V206H176V205H178V203L176 202V201H178L179 202V204L180 203H182V201L181 200H183V198H185V194L183 195V193H184V191L182 192L181 191V189H183V184L181 183L182 181H183V179H185L186 180V182H184L185 183V185H186V187H187V183H188V188H189V186H190V188L188 189V190H190V191H188V192H191V190H192V193H189V194H191L193 197H191V199L193 200V198L195 199V204L197 205V206H201V204H202V201L201 200H203V202H204V200L206 199L207 201H208V199L210 198V196H212V193H214V192H212V191H215V190H217L216 191V193L215 194H217L218 195V197L220 196V195H222V196H220V198H222V197H224L223 196V194L224 193H222V190L224 189V186H225V184H226V186H225V190H227L226 188H228V190H230L229 192H230V194H231V192L232 193H234V194H231V195H242V197L244 196L245 197V195H246V197L248 198H242L243 200L245 199V201H243L242 199V201L240 200V197L238 198L237 196V198L239 199L238 201H237V203L235 202V200L233 201V197L234 196H232V198H230V194H229V192L228 193H226V191L224 190V192L228 195V198L230 199L229 201H230V203H234V204H237V206L238 207H235V209H234V206H236V205H234L233 203V209H232V204H231V206L229 207V209L230 210H232V211H230V210H228L227 209V211H226V213L228 214V215H233V214H236V213H238V212H240L241 211V208H242V210L243 209H245L246 207H249V208H252V207H256L255 209H260L259 211H263V210H261V208H262V206H263V209H264V205H262V204H264V196H263V194H262V192H264L263 190H264V185L262 186L261 184H264V178H260V177H262V175L264 174L263 172H264V169H262V168H264V166L262 165V164H264V92H263V89H264V85H263V83L261 84L260 83V81H257V80H260V79H262L263 80V82H264V79H263V77L261 76V75H264V69L262 70V68H261V66H263V65H259L260 64V61H262L261 59L263 58V61L262 62H264V51L262 52V54H261V52H260V49H261V47H263L264 46V42H262V41H264V39H261V37L262 38H264L263 36V34L264 33H259V34H262L261 35V37H260V35L257 33V31H255V33H257L256 35H255V33H254V31H252L251 32V35H252V37L250 36L249 37V39H248V35H245V33H242V35H241V37H242V39L244 40V41H246V39H247V44L249 45V46H251V48L254 46V48H252L251 50L254 52V55L256 56L257 54H258V58L260 59V61L257 59V65H256V68L258 67V65H259V68H257V69H260L259 70V73H262L261 75H259V74H257L258 73V71L256 70V74L259 76V78H260V76H261V78L259 79L258 77H257V75L255 74V76H256V78H254L253 77V79H251V83L253 82V81H255L256 79V81L255 82H253V84H255L254 86H255V89H254V86L252 87V85L250 84V82H249V84H250V86L248 85V82H247V84L244 86V88L246 89V86L247 87H250L251 88V92L249 91L250 89L248 88L247 90L249 91L248 92V94H246V96H243V95H245V93L247 92V90L245 91V90H243V91H241V89H240V87L239 86H237V87H239V89H236L237 90V92H236V90H234L235 88H237V87H235L236 85H237V81H238V79H237V81H236V79L234 78V76L232 75V74H230L228 71H225V70H223L224 72H223V74L225 75V79L227 80V78H229L230 80H228L227 82H228V84H227V88H228V86H229V88L227 89L226 88V86H224L225 84H224V81L226 82V80H224V79H222V77H223V75H222V73H220V71L222 72V70H219V69H215L214 71H212L211 72V74L209 75V77H208V79H206L207 81H204V82H210V83H208L207 85H206V83H202L201 85L204 87V84H205V90L206 91H204L203 92V89H202V91H201V85L194 79L195 77H194V74L193 75H191L192 73H194L193 72V69H192V65L191 64H188L189 63V61H187L188 59H187V55H188V50H187V46H188V44H190V42L192 43V41H193V44H194V46H192L191 44V46L195 49L196 48V46H198V43H199V41H200V43L202 44V46L204 45V48L203 47H201L200 45H199V48L197 47L196 49H195V51H196V53H198L199 51H197V49H199V50H201V51H206V47L205 46H207L208 48H207V50H208V52L210 53V51L213 49H215L216 51H217V47H218V44H219V40L218 39H215V37H216V34H215V36H214V34L213 33H215V32H213V30H217L218 29V27L216 28V26H213L212 24H213V22L215 21V25H216V22H217V20H218V23H219V27H220V25L221 24H224V25H222L223 26V29L225 30V28H226V30L224 31V30H222L221 31V27L219 28V30H217V32L220 34L219 36L221 37V35H224V37L226 36L227 37V39L228 40H230V32H229V30H228V27L229 26H227V24H226V26H225V23L223 22L224 20H219L220 18H221V15H223V14H220V18H218L217 17V20H216V17H215V20H214V18H213V21H211L212 20V17H213ZM89 16V15H88ZM91 16L92 17H94L95 19H97L98 21H100V22H102V23H106L105 22V19H104V17H105V14H100V15H98V14H95V13H92L91 12ZM97 18H96V17ZM134 18H133V17ZM224 16V15H223ZM222 16V17H223ZM229 17H231L230 19V24H231V27L232 28H238V27H240L239 26V22H240V17L238 16V15H232V16H230L229 15ZM210 19V21H209V19ZM233 18V19H232ZM59 19V20H58ZM223 19H225V17L223 18ZM132 20H134L135 22H133ZM208 22H207V21ZM233 20V21H232ZM55 21V22H54ZM59 21H61L62 23H61V25H60V22ZM142 21V22H141ZM191 21H194L195 23H196V20L195 19H191ZM201 21V22H200ZM206 21V22H205ZM232 21V22H231ZM56 23H58V24H56ZM132 23V24H131ZM140 23V24H139ZM211 23V24H210ZM221 23V24H220ZM55 24V26H53ZM125 26H126V24H124ZM135 25V26H134ZM139 25V26H138ZM146 25V26H145ZM151 25V24H150ZM43 26V27H42ZM138 26V27H137ZM213 26V28H212V30H210L211 29V27ZM225 26V27H224ZM38 27H40L41 28V30L42 31H44L45 30V32H48V30H50L48 33H46V35H45V33L44 34H42V32H41V30L38 28ZM50 28V29H48V28ZM55 27H57V28H55ZM142 28V30H141V28ZM148 27H149V29H148ZM60 28V29H59ZM124 28V27H123ZM151 28H152V30H151ZM205 28V29H204ZM208 28V29H207ZM216 28V29H215ZM37 29H39L38 31L39 32H41V33H39L38 31H37ZM44 29V30H43ZM131 29V30H130ZM137 29V30H136ZM145 29H147V33H146V30ZM206 29H207V31H206ZM66 30H67V32H66ZM141 30V31H140ZM143 30H145V31H143ZM149 30V31H148ZM182 30V31H181ZM184 30V31H183ZM228 30V31H227ZM35 31H37V32H35ZM98 31V32H97ZM136 31H138V33L136 32ZM140 31V32H139ZM151 31V32H150ZM155 33H154V32ZM171 33H170V32ZM175 31V32H174ZM209 31V32H208ZM117 32H118V34H117ZM123 32V33H122ZM158 32V33H157ZM168 32V33H167ZM181 32H182V34H181ZM248 32H249V30H248ZM94 33L96 34V36L97 35H100L101 33H103L101 30H94ZM140 33H141V35H140ZM144 33H146V35L144 34ZM150 33V34H149ZM157 33V34H156ZM160 33V34H159ZM225 33V34H224ZM44 35V36H46V40L44 41V39H42V41H41V39H40V41H39V36H40V38H44V36L42 37L41 35ZM68 34V35H67ZM125 34V35H124ZM137 34H138V38L140 39V41L143 39V40H145L144 38H146L147 40H145V41H143L144 43H142V42H140L139 41V39L138 38H136L137 37ZM142 34H144V35H142ZM153 36H152V35ZM26 35V38H27V40H29L30 41V43L32 42V44H30L28 41H24V40H26V39H23V37ZM70 35V37H68ZM129 35H133L132 37L131 36H129ZM158 35V36H157ZM176 35V36H175ZM181 35V36H180ZM195 35H197V36H199V39H198V37L197 36H195ZM36 36V37H35ZM65 36V37H64ZM84 36L86 37L85 39H84ZM125 36V37H124ZM127 36L128 37H130L129 39H130V43L128 42L129 41V39H128V41H127ZM165 36V37H164ZM170 36V37H169ZM186 36V37H185ZM246 36V37H245ZM254 36V37H253ZM256 36V37H255ZM20 37H22L21 38V40L19 39ZM48 37V38H47ZM83 37V38H82ZM149 37V38H148ZM154 37H156V39H154ZM196 37V38H195ZM136 38V39H135ZM151 38V39H150ZM185 38V39H184ZM193 38H195V39H193ZM203 38V39H202ZM204 38H205V41H201V40H204ZM219 38V37H218ZM222 38H223V36H222ZM252 38V39H251ZM259 38H260V40H259ZM19 39V40H18ZM163 39V40H162ZM190 39V40H189ZM256 39V40H255ZM119 40V41H120ZM131 40H134V41H132L131 42ZM138 40V41H137ZM199 40V41H198ZM218 41V43H217V41ZM254 40V41H253ZM258 40V41H257ZM58 41V42H57ZM135 41H137L136 43H139L138 44V46L136 45L135 46ZM153 41V42H152ZM170 41V42H169ZM172 41V42H171ZM207 41V42H206ZM215 41V42H214ZM248 41L251 43V44H249L248 43ZM123 42V43H124ZM134 42V43H133ZM161 44H160V43ZM165 42V43H164ZM239 42V41H238ZM240 42H241V44H242V40H240ZM239 42V43H240ZM258 42H260L259 44H261V45H259L258 44ZM16 45H15V44ZM28 43V44H27ZM42 43V44H41ZM71 43V44H70ZM122 43V41H121V44H123ZM141 43L143 44V45H141ZM147 43V44H146ZM171 43V44H170ZM208 43V44H207ZM244 43V42H243ZM253 43H255V44H258L257 46H255ZM30 44V45H29ZM40 44V45H39ZM73 44V45H72ZM164 44V45H163ZM185 44H186V46H185ZM210 44V45H209ZM217 44V45H216ZM25 45H27L28 46V49H26L25 48ZM70 45V46H69ZM81 45H83L82 47L84 48H82L83 49V52H82V50L79 48V46L81 47ZM124 45H126V44H124ZM149 45V46H148ZM154 45V46H153ZM163 45V46H162ZM263 45V46H262ZM10 46V47H9ZM29 46H30V49H29ZM145 46H147V47H144ZM166 46V47H165ZM214 46V47H213ZM259 46V47H258ZM31 47H32V49H31ZM137 47V48H136ZM170 47V48H169ZM185 47V48H184ZM187 47V48H186ZM201 47V48H200ZM209 47H210V49H209ZM213 47V48H212ZM9 48H11V49H9ZM33 48H36V49H33ZM95 48V49H94ZM169 48V49H168ZM202 48H203V50H202ZM260 48V49H259ZM41 49V48H40ZM76 49H80V55L77 53V51L78 50H76ZM132 49V51H130ZM136 49V50H135ZM138 49V50H137ZM140 49H141V55L139 54V52H140ZM142 49H143V52H142ZM146 49H147V52H146ZM152 49V50H151ZM159 49H161V50H159ZM205 49V50H204ZM257 49H259V50H257ZM11 51V52H8V51ZM25 50H27V51H25ZM33 50V51H32ZM46 50V51H45ZM76 50V51H75ZM144 50H145V53L147 54L148 53V55L147 56H149L150 57V53L151 54H153V56H157V57H164L163 59L165 60V61H167V62H164V63H166V65H167V67L169 68V67H172V70L171 69H169L170 71H168V68L166 67V69L167 70H163V69H165L164 68V66H162V72H163V75L165 74V72H166V78H167V76L169 77L170 76V79L171 80H169V81H167L168 80V78H167V80H166V87H165V85L163 86V84H160V86H159V83H156V82H154V83H152V84H155L156 85V88H155V85H152V86H154V88L152 89V87H151V82H148L149 80H151L148 76H146L144 73H143V71H145L146 69H147V63L145 64V63H143V66H144V64H145V69L143 68V66L142 67H137V65H135L134 66V62L132 63V61L133 60H131L130 62H128L130 59L128 58V57H126V56H128V54L130 55V58H132V56H134L135 54L137 55H135L138 59H141L140 57L141 56H143L142 54H145L144 53ZM150 50V52H148ZM210 50V51H209ZM257 50V51H256ZM262 50H264V47L262 48ZM261 50V51H262ZM30 51V52H29ZM119 51H120V53H119ZM157 51V52H156ZM171 51V52H170ZM178 53H177V52ZM6 52V53H5ZM34 52V53H33ZM76 54H75V53ZM128 52V53H127ZM163 52V53H162ZM203 52V53H204ZM208 52L206 51V53L208 54ZM5 53V54H4ZM7 53H9V54H7ZM157 53V54H156ZM161 53V54H160ZM203 53H201V52H199L198 54H202L203 55ZM205 53V54H206ZM259 53L261 54V55H259ZM3 54V55H2ZM9 55L8 57H13V58H8V60H7V55ZM75 54V55H74ZM123 54L125 55V56H123ZM139 54V55H138ZM204 54V55H205ZM10 55H12V56H10ZM73 57H72V56ZM97 55V56H96ZM121 55L123 56L122 58H121ZM171 55V56H170ZM3 56V57H2ZM25 56V55H24ZM139 56V57H138ZM146 55H144L143 56V60L144 59H146V58H149V57H147ZM152 56V55H151ZM152 56V57H153ZM175 56H176V58H175ZM43 59H42V58ZM119 57H120V59H119ZM127 59H126V58ZM146 57V58H145ZM178 57V58H177ZM183 57V58H182ZM257 57V56H256ZM17 58H21L19 61H17L16 59ZM92 58V59H91ZM96 58V59H95ZM174 58V59H173ZM45 59V60H44ZM58 59H60V60H58ZM87 59V60H86ZM115 59V58H114ZM123 59V60H122ZM170 59V60H169ZM173 59V60H172ZM187 59V60H186ZM47 60V61H46ZM91 60V61H90ZM97 60V61H96ZM100 60V59H99ZM183 60V61H182ZM169 61H170V63H169ZM173 61H175V62H173ZM178 61V62H177ZM37 62V63H36ZM181 62V63H180ZM187 62V63H186ZM262 62H261V64H262ZM16 63V64H15ZM18 63V64H17ZM76 63V62H75ZM121 63V64H120ZM176 63V64H175ZM259 63V64H258ZM126 64V65H125ZM182 64V65H181ZM188 64V65H187ZM4 66V68H2L3 66ZM184 65H186V66H184ZM191 67H190V66ZM37 66V67H36ZM49 66V67H48ZM119 66H118V68H119ZM149 66V65H148ZM177 66V67H176ZM43 67V68H42ZM185 67V68H184ZM39 68V69H38ZM46 68H47V70H46ZM98 68V69H97ZM100 68V69H99ZM126 68V69H125ZM132 68V69H131ZM137 68H138V70H137ZM174 68V69H173ZM179 68V69H178ZM184 68V69H183ZM45 69V70H44ZM69 69V70H68ZM5 70H7V69H5ZM50 70H52V71H50ZM132 70V71H131ZM143 70V71H142ZM173 70H175V71H173ZM217 70V71H216ZM103 71V72H102ZM173 71V72H172ZM52 72V73H51ZM53 72H54V74H53ZM62 73V75H61V73ZM147 72V71H146ZM169 72H170V74H169ZM227 72L230 74L229 76H231V77H229L228 76V74H227ZM55 73H57V74H55ZM100 73V74H99ZM102 73H103V75H102ZM182 73V74H181ZM186 73V74H185ZM190 73V74H189ZM218 73H219V76H218ZM162 74V73H161ZM215 74H216V76H215ZM220 74L222 75V77H220ZM45 75H47L46 77H44ZM57 76V79L56 78H54V77H52V76ZM100 75L103 77L102 79L100 78ZM162 75V76H163ZM179 75V76H178ZM60 76H59V79H60ZM64 76V77H65ZM118 76V77H119ZM173 76V77H172ZM176 76V77H175ZM228 76V77H227ZM13 79H12V78ZM14 77H16V76H10V77H6V79H4V80H2V84H1V81H0V84H1V86H0V120H1V118L3 119V121L1 120V122H0V136L2 137L3 135L5 136V138L7 137H9L10 138V136L12 135V137L14 136V140L12 139V141H9L10 142V144L8 143L7 145H5V142H7L8 140H9V138H8V140L7 141H5L6 139L4 138V137H2V138H0V203L2 204H0V264H17L19 261H21V262H19L18 264H30L32 261V263L33 264H38L39 262L38 261H40V263H45V264H79L78 262H79V260H81V258L82 259H85V261H86V263L88 264V258H83V257H85L87 254L89 255V254H92L95 250H94V247L93 248H91V246L90 245H92V243H90V241L88 242H85V239L82 237V236H79L78 237V235L76 236L77 238H75V236H73V233L76 235V233H77V231H79V228H80V230H82L84 227H82V226H84V224L82 225V218H79V222H80V224H79V226L76 224L75 225V222H74V220L73 219H75V215H76V213H75V215H74V213H70V212H67V211H64V206H63V208H62V210L63 211H61V208H60V206H58V205H60V203L58 204L57 203V205H53V203L51 202V200H49V199H47V201H48V203L49 204H51L49 207H50V216H48V217H45V214H44V212L43 211H41L40 209V212H39V210H38V208H35V207H37L36 206V202L34 201L35 199H33V198H35V197H33L32 195H36V190L35 189H37V188H39V187H41L42 189H44V187L43 186H41L42 184H43V182H44V180L46 179V178H50L51 180V183H52V186H53V189H58L64 196H65V198L67 199L66 201H65V203L67 202V206L68 205H70V206H73V207H76V210L77 211H79L78 212V217H81V216H79L80 215V212L82 213L83 211H85V209L87 210V208H88V210L89 211H91V209L93 210V208H92V205H93V202L92 201H90V200H92V197H93V199H95L94 197H97L98 198V196H99V200H102L101 202H103V201H105V199H103L102 197H104V196H100V193L102 192H105L106 190H107V188H108V186H110L111 185V183L110 182H112L113 180H114V178L113 177H109L110 176V174H108L107 175V173H111V175H112V173L113 174H116L117 172V167L116 166H113L112 167V165H115V156L111 153V150H113V149H115L116 147V150L117 149H119L116 153H118L119 151H120V148L118 147V146H115V147H113V149H112V147L109 149L108 147H109V145L108 146H106V144H104V143H101V145H103V146H99L98 148H97V150H94V149H96L95 148V146L93 145L94 143H89L90 142V140L89 139H91V137H89V135H91V134H89V133H92L94 130H95V128H94V126L92 127H85V129L83 130V131H81L79 128H77V129H74V134H75V136H74V139H75V137H76V139H75V142H76V147H74L73 148V151H72V154H69L68 152L66 153V154H69L68 156H65L63 153H62V151L61 150H59L60 148V146L58 145V139H57V135L55 134V132L54 131H51L50 129H49V117L47 116V114H45V113H42V111H41V109L40 110H38L39 109V106L38 107H36V105H38V104H36L37 103V99H38V96L37 95H34V94H36V92L34 93L33 91V88H32V86H31V84H29V82H28V87H27V84H26V86L25 85H23L22 83H23V81L21 82L20 80V82L19 81H16L17 80V78L18 77H16L15 79H14ZM48 77H50V78H52V79H50V78H48ZM141 77V78H140ZM172 77V78H171ZM174 77H175V80L177 81V83L174 81V80H172V79H174ZM214 77V78H213ZM217 77H218V79H217ZM8 78H9V80H8ZM90 78V79H89ZM205 78H207V76H205ZM219 78H221V79H219ZM233 78H234V80H233ZM237 78V77H236ZM11 79V80H10ZM19 79V78H18ZM99 79H100V81H99ZM179 79V80H178ZM14 80H15V82H14ZM48 80H50V81H48ZM140 82H139V81ZM143 80H145L146 81V84H145V82H143ZM212 80V81H211ZM262 80H261V82H262ZM4 81H5V84H3L4 83ZM59 81V80H58ZM89 81H91V82H89ZM93 81V82H94ZM106 81V80H105ZM125 81V82H124ZM172 81H174L173 82V84H175V89H176V91H177V86L180 88V89H178V93L176 92L175 93V95H176V98H175V96H174V93L173 92H171L172 93V97H171V94H170V88H171V86H173L172 85V83L171 82ZM219 81V82H218ZM221 81H223L222 82V84L220 83ZM234 81V82H233ZM236 81V82H235ZM17 82V83H16ZM92 82V83H93ZM96 82H94L93 84L94 85H96L97 84V86H99L100 87V84L98 85V83H96ZM134 82V83H133ZM148 82V83H147ZM153 82V81H152ZM169 82L171 83L170 85L171 86H169ZM192 82V83H191ZM194 82V83H193ZM196 82H197V84H196ZM212 82V83H211ZM218 82V83H217ZM226 82V83H227ZM232 82V83H231ZM257 82V83H256ZM25 83H27V82H24V84ZM59 83H60V81H59ZM120 83V84H119ZM125 83V84H124ZM142 83L144 84V85H142ZM214 83H217V84H214ZM236 83V85L234 86V84ZM258 83H259V85H258ZM58 84V83H57ZM102 85L103 84H105L104 82H102L101 83ZM126 84H130V85H126ZM141 84V85H140ZM149 84V85H148ZM158 84V85H157ZM195 84H196V86H195ZM219 84H221V86H219ZM229 84H231V85H229ZM94 85H92V86H94ZM101 85V86H102ZM134 87H133V86ZM162 85V86H161ZM180 85H181V87H180ZM200 85V86H199ZM212 85V86H211ZM213 85H215V86H217V88L215 87V89H213ZM222 85H223V88H222ZM257 85V86H256ZM260 85H262V86H260ZM92 86H89V88L90 87H92ZM132 86V87H131ZM142 88H140V87ZM149 86V87H148ZM158 86V87H157ZM170 88H169V87ZM195 86V87H194ZM197 86H199V87H197ZM207 86L209 87H212V88H210L209 87V89L207 88ZM231 86H232V88H234L233 90L231 89V91H229L230 90V88H231ZM234 86V87H233ZM259 86H260V90L258 89L259 88ZM27 87V88H26ZM88 87V86H87ZM87 87H85V88H83L84 89V92H82V90L81 91H79V92H81V93H79L80 94V103H82V102H84V100H91V98H89V96H90V94L91 93H88L87 91L89 90H86V88ZM131 87V88H130ZM139 87V88H138ZM145 87V88H144ZM147 87V88H146ZM162 89H161V88ZM184 87V88H183ZM188 87H189V89H188ZM196 87H197V89H196ZM202 87V88H203ZM221 87V88H220ZM25 88V89H24ZM135 88H137V89H135ZM151 88V89H150ZM218 88H220L219 90H217ZM24 89V90H23ZM30 89V90H29ZM31 89H32V93H31ZM122 89V90H121ZM125 91H124V90ZM127 89V90H126ZM130 89H132V90H130V93L128 92ZM144 89V90H143ZM150 89V90H149ZM166 91H165V90ZM173 89H174V87H173ZM185 89H186V91H185ZM195 89L196 90H198V93L199 92H201L199 95H200V100H199V96H198V100H199V102H198V100L196 99V101H194L195 99L194 98H197V97H195V95H196V93H197V91H195ZM210 89H212V91L210 90ZM224 89V90H223ZM26 90H28V91H26ZM47 90H49V91H47ZM72 89H70V91H71ZM86 90V91H85ZM99 90H101L102 91V88H100ZM117 90H115V91H117ZM135 90H137V91H135ZM142 90H143V92H142ZM147 90V91H146ZM154 90V91H153ZM168 90V91H167ZM171 90H172V88H171ZM181 90V91H180ZM188 90L190 91V92H188ZM208 90V91H207ZM209 90H210V92H212L211 93V97H209ZM215 90V91H214ZM217 90V91H216ZM225 90H226V92H225ZM239 90V91H238ZM252 90L255 92V95L252 93ZM72 91H74V90H72ZM77 91V88L75 89V91L74 92H76ZM100 91V92H101ZM139 91V92H138ZM141 91V92H140ZM150 91V92H149ZM194 91H195V95H194ZM225 92V96H226V94H227V96H229V98H230V92H232L233 91V94H232V96H233V98H235V100H234V102L232 103L231 101H233L231 98L229 99L227 96L226 97H224V95H223V93H221V92ZM240 91L241 92H243V93H241L240 94ZM262 91V92H261ZM27 94H26V93ZM155 92V93H154ZM164 94H163V93ZM187 92L189 93L188 95H187ZM215 92V93H214ZM261 92V93H260ZM29 93V94H28ZM86 93H88L89 94V96H88V94L86 95ZM115 93H116V95H115ZM132 93V94H131ZM135 93L137 94V95H135ZM157 93V94H156ZM161 93V94H160ZM181 93V94H180ZM182 93H185V95L184 94H182ZM192 93V94H191ZM202 93H203V96H202ZM205 93V94H204ZM215 95H214V94ZM218 93H221L220 94V96H219V94ZM236 93H238V94H236ZM12 94V95H11ZM31 94H33V96L32 97H36V98H32L31 97ZM79 94H77V96H79ZM129 94V95H128ZM151 94V95H150ZM153 94H155V95H153ZM178 94V95H177ZM208 96H207V95ZM250 94V95H249ZM258 94V95H257ZM1 95L3 96V98L1 97ZM10 95H11V97H10ZM49 95V96H48ZM51 95V96H50ZM120 95V96H119ZM130 95H132V96H130ZM134 95V96H133ZM139 95V96H138ZM143 95V96H142ZM162 95V96H161ZM165 95V96H164ZM168 95V96H167ZM182 95V97H179V96H181ZM184 95V96H183ZM191 95V96H190ZM205 95V96H204ZM223 95V96H222ZM251 96V97H249V96ZM253 95V96H252ZM28 98H27V97ZM64 96H65V94H64ZM87 96V97H86ZM130 96V97H129ZM136 96V97H135ZM151 96L152 97H154V99H152L151 98ZM155 96H156V98H155ZM160 96V97H159ZM173 96H174V98L177 100V102H176V100H174L173 99ZM192 96H193V98H192ZM216 96H219V98H221V99H218ZM237 96H238V98H237ZM241 96H243V97H241ZM248 96V97H247ZM260 97V98H258V97ZM82 97V98H81ZM141 97V98H140ZM145 99H143V98ZM147 97V98H146ZM161 98L162 99V97H163V100H161V99H159V98ZM179 97V98H178ZM189 98V100H188V98ZM202 97V98H201ZM209 97V98H208ZM216 97V98H215ZM250 99V101L249 100H244V99ZM254 97V98H253ZM48 98V99H47ZM85 98V99H84ZM86 98H89V99H86ZM122 98V99H121ZM129 98H130V100H129ZM133 98H134V100H133ZM165 98V99H164ZM182 98H184V99H182ZM187 98V99H186ZM205 100H204V99ZM222 98H224L225 100H222ZM240 98H242V101L241 100H239ZM244 98V99H243ZM13 99V100H12ZM23 99H24V101H23ZM36 101H35V100ZM125 99V100H124ZM148 99V100H147ZM150 99V100H149ZM158 99V100H157ZM171 99V100H170ZM180 99V100H179ZM193 99V100H192ZM238 99V100H237ZM255 99H256V101H255ZM259 99V100H258ZM6 100V101H5ZM9 100V101H8ZM28 100L31 102H28ZM39 100V99H38ZM131 102V103H129V101ZM140 100V101H139ZM142 100V101H141ZM208 100H210V104L211 105H209V101ZM212 100V101H211ZM214 100V101H213ZM244 100V101H243ZM254 100V101H253ZM2 101H5V102H2ZM45 101V102H46ZM144 101V102H143ZM145 101L147 102V103H145ZM165 101H167V102H165ZM181 101H183V102H181ZM184 101H185V103H184ZM190 101V102H189ZM218 101V103H216ZM224 101H225V103H227L228 101H229V103H227V104H225V106L227 107H225L224 106ZM238 101H239V103L240 104H242L243 105V107H244V105L246 104V106H248V104H249V106L248 107H246V108H242V105L241 106H236V104H238L239 105V103H238ZM241 101V102H240ZM246 101V102H245ZM261 101H262V103H261ZM6 102H8V103H6ZM27 102V103H26ZM124 104H123V103ZM127 102V103H126ZM196 102L199 104V105H197L196 104ZM221 102H223L222 104H223V106H222V104H221ZM236 102V103H235ZM250 102V103H249ZM253 102H255V103H253ZM28 103H30V104H28ZM123 104V106L122 105H120V104ZM128 103H129V105H128ZM138 103V104H137ZM141 105H140V104ZM153 103V104H152ZM158 103V104H157ZM163 103V104H162ZM166 103V104H165ZM170 103V104H169ZM171 103H173V104H171ZM182 103V104H181ZM183 103H184V106H183ZM187 103V104H186ZM213 103V104H212ZM232 103V104H231ZM235 103V104H234ZM252 103H253V105H252ZM261 103V104H260ZM119 104V105H118ZM143 104V105H142ZM169 104V105H168ZM178 104V105H177ZM203 104V105H202ZM204 104H205V106L207 107V109H206V107L205 108H203L204 107ZM229 104V105H228ZM230 104L232 105V109H229V108H231V107H229L230 106ZM258 104V105H257ZM259 104H260V106H259ZM29 105V106H28ZM128 105V107H126ZM135 105V106H134ZM150 106V107H148V106ZM155 105V106H154ZM158 105V106H157ZM166 105H168V106H166ZM211 107V108H209V106ZM219 105H221V109H218L219 108ZM33 106H35L34 108H32ZM81 106H83V105H81ZM139 106V108H137ZM166 106V107H165ZM171 106H173V107H171ZM188 106H189V110H191V108H192V112H194V113H192V112H188V110H187V108H188ZM199 106H201V107H199ZM236 106V107H235ZM253 108V106H255L254 108H253V110H251L252 112H249V114H247L246 113V111L245 110H250V109H252L251 107ZM256 106H258L259 108L258 109H260L261 108V110H259V112H257L258 111V109H257V107ZM145 107V108H144ZM169 107H171L170 109H169ZM183 107V108H182ZM191 107V108H190ZM222 107H224V108H222ZM240 107L242 108V110H240ZM36 108V109H35ZM131 108H133V109H131ZM155 108V109H154ZM166 108H168L170 111L172 110V112H168L169 110L168 109H166ZM174 110H173V109ZM200 108H201V111H200ZM210 109V111H208L209 109ZM215 108H216V110H217V113H216V110H215ZM236 108H238L237 110H236ZM150 109V110H149ZM151 109H153V110H151ZM161 109V110H160ZM163 109V110H162ZM177 109V110H176ZM178 109H179V111H178ZM181 109V110H180ZM185 109V110H184ZM196 109V110H195ZM223 109V110H222ZM227 111V109H228V111L230 110V111H232V113L231 112H226L225 110ZM244 109V110H243ZM254 109H256L257 111H254ZM154 110H157V112H155ZM184 112H183V111ZM194 110V111H193ZM208 112H207V111ZM219 110H222L223 112H219ZM37 111H38V115H37ZM39 111H40V113H39ZM152 111H153V114H152ZM158 111L160 112V113H158ZM175 111H177V112H175ZM180 111H182V112H180ZM211 111H213V113L211 112ZM239 111V112H238ZM241 111V112H240ZM261 111V112H260ZM147 112H140V116H141V114L143 115V117H147V115L149 116V114L147 113ZM179 112V113H178ZM195 112H197V113H195ZM199 112V113H198ZM205 112V113H204ZM215 112V113H214ZM218 112H219V115H218ZM225 112V113H224ZM236 112H237V115L238 114H240V113H243V114H240V115H238V117L240 116L241 118H242V116L241 115H244L243 116V122L244 121H246V122H248L249 120H251L250 122H248L247 124L246 123H242L241 121H238V120H240V118L238 119V118H235L236 116H235V114H236ZM254 112V113H253ZM257 112V113H256ZM177 113H178V115L180 114V113H183L182 115L180 114L179 116H178V118H176L177 117ZM184 113H186V115L185 116H187L188 115V117L186 118V117H184ZM222 113V114H221ZM233 113H235V114H233ZM250 113H253V115H251ZM262 114V118H261V114ZM147 114V115H146ZM176 114V116L174 117V115ZM213 114V115H212ZM226 114V115H228L227 117H230V115H231V117L230 118H228L227 119V117H226V115L224 116V115ZM235 116V117H233V115ZM249 115V120L247 121V119H248V117H247V115ZM255 114V115H254ZM259 114H260V116H259ZM157 115V116H158ZM159 115V116H160ZM171 115H173V117L174 118H171ZM207 117H206V116ZM210 115V116H209ZM222 115L226 118V122H225V118L224 117H222ZM18 116L20 117V118H18ZM157 116H155V118L157 117ZM195 116H197V117H195ZM211 116H213L212 118H211ZM215 116V117H214ZM36 117H37V119H36ZM46 117V118H45ZM142 117V116H141ZM161 117V116H160ZM205 117L206 119L205 120H208V121H210L211 120V122L212 123H215L214 121H216V125L215 124H212L211 122H206V123H204V125H202L203 124V121H204V119L203 118ZM219 117H220V121L219 120H217L216 118H218L219 119ZM223 118V120H222V118ZM246 117V118H245ZM257 119H256V118ZM4 118H5V120H4ZM35 118V119H34ZM170 118L171 119H174L173 121H172V123H170L171 121H170ZM182 118V120H180ZM186 118V119H185ZM199 118H201V119H199ZM211 118V119H210ZM233 118V119H232ZM235 118V119H234ZM253 118V119H252ZM261 118V119H260ZM15 119V120H14ZM21 119H23V120H21ZM31 119V121H29ZM46 119V120H45ZM157 119H159L158 117H157ZM176 119H178V120H176ZM186 121H185V120ZM210 119V120H209ZM214 119V120H213ZM237 119V120H236ZM245 119V120H244ZM7 120V124L4 122V121H6ZM33 120V121H32ZM168 122H167V121ZM188 120V121H187ZM224 121V123L222 122V121ZM236 120V121H235ZM17 121V122H16ZM25 121H26V123H25ZM35 121V122H34ZM182 121V122H181ZM184 121V122H183ZM217 121H219V124L217 123ZM238 121V122H237ZM16 122V123H15ZM90 122H92V121H90ZM167 122V123H166ZM182 124H181V123ZM205 122V121H204ZM221 122V123H220ZM241 124H240V123ZM262 122V123H261ZM186 123V124H185ZM199 123H200V126L202 127H199L198 125H199ZM202 123V124H201ZM211 123V124H210ZM223 123V124H222ZM236 123L238 124L237 126H236ZM249 123H251L250 125H249ZM15 124V125H14ZM33 124V125H32ZM37 125V126H35V125ZM171 124V125H170ZM180 124L183 126L182 128H181V126H180ZM217 124L221 127H223V126H225L224 127V129H220L218 126H217ZM233 124V125H232ZM2 125H5L4 127L2 126ZM12 126V127H9V126ZM14 125V126H13ZM25 125H26V128H25ZM30 125V126H29ZM43 125V126H42ZM45 125V126H44ZM186 125V126H185ZM228 125H229V123H228ZM234 125L236 126V128L234 127ZM32 126V127H31ZM34 126H35V129L33 130V128H34ZM46 126L48 127V128H46ZM185 126V127H184ZM197 126V127H196ZM204 126V127H203ZM232 126V127H231ZM263 126V127H262ZM5 130L6 128L8 129H6L5 130V132H4V130H2V128ZM16 127V128H15ZM29 127V128H28ZM221 127V128H222ZM11 128V129H10ZM23 128V129H22ZM38 128V129H37ZM87 128H89L88 130H86ZM90 128H92V132H89L90 131ZM142 128H144L143 129V131H141L142 130ZM196 128V134H195V132H193L191 129H195ZM247 128H249V130L251 129L252 130V132H251V130H250V132H249V130H247ZM254 128H256V129H254ZM16 129V130H15ZM20 129V130H19ZM27 130L28 129V131H27V133L28 132H30V133H28V135L26 134V131L25 130ZM30 129V130H29ZM42 129V130H41ZM44 129V130H43ZM141 129V130H140ZM218 129H219V131H218ZM258 129V130H257ZM15 130V131H14ZM23 130V134L20 132V131H22ZM32 130V131H31ZM165 130H170V133L168 132V131H165ZM220 130H222L221 131V133L223 132V134H220L219 132H220ZM3 133H2V132ZM11 134H9L8 132ZM12 131H14L13 133H12ZM16 131H19V132H17L16 133ZM47 131V132H46ZM79 131V132H78ZM86 131H88V132H86ZM189 131V132H188ZM195 131V130H194ZM204 131H206V130H204ZM257 131V132H256ZM262 131V132H261ZM85 132V134H83V133ZM100 132V131H99ZM163 132V133H162ZM164 132H167V135H162V134H166V133H164ZM188 132V133H187ZM244 132V131H243ZM242 132V133H243ZM22 135H24V134H26L25 136H22L23 138H21L22 139V141H21V139H20V137H21V134ZM43 133H46V134H43ZM50 133V134H49ZM80 133H81V135H82V137H80L81 135H80ZM98 133V132H97ZM140 133V134H139ZM147 133H148V136H147ZM193 133V134H192ZM202 133V132H201ZM211 133V134H210ZM258 133V134H257ZM5 134H7V136L5 135ZM20 134V135H19ZM31 135V137H29L30 135ZM40 134H41V136H40ZM88 135V137H89V139H88V137H86L87 135ZM99 134V133H98ZM97 134V135H98ZM144 134V135H143ZM169 134V135H168ZM172 134H173V136L174 137H172ZM214 134V135H213ZM234 134V133H233ZM252 136H251V135ZM255 134V135H254ZM9 135V136H8ZM50 135V136H49ZM170 135H171V137H170ZM211 135H213V136H211ZM251 136L252 137V139L253 140H251V142H250V138L248 137V136ZM257 135V136H256ZM259 135V136H258ZM166 136V137H165ZM167 136H168V140L171 142H169L167 139V141H162L161 139H163V140H165V138H167ZM233 136V137H232ZM17 137V138H16ZM25 137V138H24ZM26 137H28V138H26ZM48 137V138H47ZM98 137H100V135H98ZM162 137V138H161ZM177 137V139H179L178 141H180L181 143H177L178 141L175 139ZM232 137V138H231ZM239 137V138H238ZM261 137V138H260ZM54 138V139H53ZM56 138V139H55ZM79 139V141H78V139ZM141 138H142V141H141ZM174 138V139H173ZM185 138V139H184ZM190 138H192V136H190ZM192 138V139H193ZM225 138V139H224ZM238 138V139H237ZM247 138V140H245ZM258 138V139H257ZM5 139V140H4ZM31 139V140H30ZM34 141H33V140ZM52 139H53V141H52ZM87 139V140H86ZM99 139V138H98ZM140 139V140H139ZM143 139H144V141H143ZM216 139H214V140H216ZM241 139H240V141H241ZM262 139H263V141H262ZM4 140V141H3ZM10 140H11V138H10ZM15 140H17V141H15ZM18 140H20V141H18ZM28 140V141H27ZM36 140V141H35ZM48 140V141H47ZM57 140V141H56ZM77 140V141H76ZM82 140V141H81ZM153 142H152V141ZM161 140V141H160ZM172 140V141H171ZM174 140V141H173ZM176 140V141H175ZM185 140H187L186 142H185ZM227 140V141H226ZM24 141V142H23ZM39 141V142H38ZM46 141V142H45ZM133 141H134V139H133ZM147 141V142H146ZM200 141H202L200 144L201 145H203V146H201L198 142H200ZM229 141V142H228ZM244 141H246V142H244ZM260 141V142H259ZM32 142H34V143H32ZM142 142V143H141ZM144 142V143H143ZM167 142L170 144V145H168L167 144ZM216 142V143H215ZM259 142V143H258ZM15 143H17V144H20V145H18L17 146V148H16V145L17 144H15ZM27 143V144H26ZM113 143H114V141H113ZM141 144V146L139 145V144ZM147 143V144H146ZM150 143V144H149ZM154 143V144H153ZM173 143V144H172ZM176 143V144H175ZM184 143V144H183ZM200 145V146H198V144ZM214 143V144H213ZM219 143V145H217ZM226 143L228 144V146H229V148L231 149V151H229L228 149V146H227V150L230 152H226L225 150L223 151L221 148H222V146H223V148H225L226 149ZM234 143H235V145H237L236 147H234L233 146V148H232V145H234ZM244 143H246V144H244ZM256 143V144H255ZM26 144V145H25ZM52 144H54L53 146H52ZM179 144H181V145H179ZM188 145V147L189 148H187V149H189V151L187 150V152L185 153V149H186V147H187V145ZM260 144V145H259ZM262 144V145H261ZM99 145H100V143H99ZM105 145V146H104ZM143 145V146H142ZM157 145H158V147H157ZM173 145V146H172ZM174 145H176V146H174ZM184 145H186V146H184ZM211 145V144H210ZM231 145V146H230ZM246 145V146H247ZM39 146V147H38ZM59 146V147H58ZM114 146V145H113ZM148 146V147H147ZM160 146H161V148H160ZM166 146V147H165ZM183 146V147H182ZM197 146L199 147V148H202V150H200L199 148H198V150H197ZM219 147V148H216V147ZM47 147V148H46ZM144 147V148H143ZM157 148V149H154V148ZM164 147H165V149H164ZM169 147V148H168ZM173 147H175V149L173 148ZM215 147V148H214ZM221 147V148H220ZM253 147H255V148H253ZM41 148V149H40ZM53 148H55V149H53ZM58 148V149H57ZM76 148V149H75ZM78 148V149H77ZM137 148V150H135ZM146 148V149H145ZM150 148V149H149ZM184 148V149H183ZM190 148H191V150H190ZM236 148H238V150L241 152V154L238 152V150H236ZM253 148V149H252ZM257 148H258V151H257ZM48 149H50V150H48ZM103 149V150H102ZM154 149V150H153ZM170 149V150H169ZM172 149H174V150H172ZM180 149H182V150H180ZM198 151H196V150ZM217 149H221V151L220 150H217ZM233 149V150H232ZM241 149V150H240ZM245 149V150H244ZM247 149H252L251 150V152H250V154L251 153H253V155H252V157H251V155H248V157L245 155V154H248L247 152L245 153V151H247ZM54 150V151H53ZM155 150H158V151H155ZM194 150H195V152H194ZM234 150L235 151H237L238 152V155L240 156L241 155V157H239L238 155H237V153L235 154L234 153ZM242 150H243V153H242ZM31 151V152H30ZM34 151V152H33ZM42 151H44V153L42 152ZM47 151V152H46ZM49 151V152H48ZM60 151H61V153H60ZM105 151V152H104ZM108 151V152H107ZM143 151V152H142ZM170 151V152H169ZM184 153H183V152ZM190 151H192L193 152V154H192V152H191V155H194L193 157L191 156V157H189L190 155ZM213 151V150H212ZM218 152V154H220L222 151V153H223V155H222V153L220 154L221 155V157L224 159V161L226 160V162H223V160H221L220 159V155L218 156V154H217V152ZM253 151V152H252ZM54 152V153H53ZM57 154H56V153ZM60 153V155H59V153ZM84 152V153H83ZM176 152V153H175ZM177 152H179L178 154H177ZM200 152V153H199ZM214 152V151H213ZM220 152V153H219ZM225 152H226V154H225ZM28 153V154H27ZM89 153V154H88ZM149 153V154H148ZM195 153H197L196 155H195ZM229 153V154H228ZM231 153H232V155L235 157L236 155V158L237 157H239L238 158V161L236 162V160H235V162L237 163H231L230 161L231 160H234L233 159V156L231 155ZM235 155H234V154ZM245 153V154H244ZM262 153V155H259V154H261ZM35 154V155H34ZM56 154V155H55ZM77 154H78V156H77ZM167 154V155H166ZM169 154H170V157L172 158H170V157H168L169 156ZM174 154H176V155H174ZM182 154H183V156H182ZM185 154H187V155H185ZM243 154V155H242ZM28 155H29V157H28ZM52 155V156H51ZM65 157H67L68 158V160L66 161V159L64 158V156ZM76 155V156H75ZM80 155V156H79ZM81 155H84L83 157L81 156ZM160 155H161V157H160ZM165 157H164V156ZM179 155V156H178ZM185 155V156H184ZM200 155V157H198ZM213 155V156H212ZM215 155H216V157L217 158H219V159H217L216 157H215ZM246 157H245V156ZM26 156V157H25ZM32 156V157H31ZM71 156V157H70ZM106 156V157H105ZM201 156H203V157H201ZM211 156H212V158H214L216 161H218V162H216L214 159H211ZM249 156H250V158H249ZM255 156H256V158H255ZM259 156H260V159H259ZM30 157H31V159H30ZM55 157H59V159H57V158H55ZM106 159H105V158ZM112 157H113V159H112ZM166 157H167V159H166ZM176 157V158H175ZM195 157H198V159H196V162H195ZM232 157V158H231ZM258 157V158H257ZM27 158V159H26ZM44 158V159H43ZM62 158H64V160L65 161H63L62 160ZM73 158V159H72ZM74 158H75V160H74ZM84 158V159H83ZM188 158H189V160H188ZM190 158L191 159H193L192 160V163H191V160H190ZM201 158V159H200ZM227 158V159H226ZM229 158H230V160H229ZM241 158H242V160H244V158L246 159V161H243L244 162V164L242 163V160H241ZM252 158V159H251ZM254 158H255V160H254ZM261 158H262V160H261ZM77 159V160H76ZM83 159V160H82ZM95 159H96V161H95ZM187 159V160H186ZM28 160H29V162H28ZM31 160H33V161H31ZM35 160V161H34ZM59 160H61V161H59ZM70 160V161H69ZM78 160H80V162L78 161ZM85 160V161H84ZM87 160V161H86ZM158 160V161H157ZM161 160V161H160ZM166 160V161H165ZM170 160V161H169ZM180 160V161H179ZM197 160H198V163H197ZM201 160V161H200ZM227 160H228V162H227ZM249 160V161H248ZM73 163H72V162ZM194 161V162H193ZM241 162V163H238V162ZM252 161H254V162H252ZM262 161V162H261ZM65 162V163H64ZM70 162V163H69ZM85 162V163H84ZM160 164H159V163ZM171 162V163H170ZM179 162V163H178ZM183 162V163H182ZM187 162V164H188V162H189V164L187 165V164H185ZM201 162V163H200ZM220 162V163H219ZM245 162H248L247 164L245 163ZM258 162L260 163V165H258ZM72 163V164H71ZM86 163H87V165H86ZM92 163V164H91ZM173 163V164H172ZM193 163H195V165L193 164ZM218 163V165H216ZM226 163V166L228 167H226V168H224L223 167V165ZM253 163V164H252ZM33 164V165H32ZM41 164V165H40ZM65 164V165H64ZM70 164V165H69ZM95 164V165H94ZM100 164H101V166H100ZM171 164V168L169 167V165ZM199 164V165H198ZM200 164H201V166H200ZM229 164V165H230ZM234 164H236V165H234ZM239 164H243L244 165V167H243V165H239ZM251 166H249V165ZM254 164H256L255 166H256V168L253 166ZM72 165V166H71ZM91 165V166H90ZM103 165H104V169H105V172H104V170H103ZM179 165V166H178ZM189 166V168L187 167V166ZM248 165V166H247ZM65 166H67V168L65 167ZM77 166H78V168H77ZM81 166V167H80ZM97 166V167H96ZM164 166H166V167H164ZM199 166V167H198ZM236 166V168H238V170H239V172H240V170L241 171H243L244 170V176H243V173H241V174H239V172H238V174H239V176H238V174L236 173L237 171H235V169H234V167ZM238 166H241V169L238 167ZM246 166H247V169H251L253 172H249V170H247L246 169ZM259 167V169H257L258 167ZM261 166V167H260ZM116 167V168H115ZM160 167V168H159ZM184 167V168H183ZM193 167V168H192ZM197 167V168H196ZM253 167H254V169H253ZM63 168V169H62ZM85 170H84V169ZM94 168V169H93ZM100 168H102V169H100ZM112 168H113V170H112ZM164 168V169H163ZM175 168V169H174ZM176 168H177V170H176ZM245 168V169H244ZM62 169V170H61ZM64 169H65V171H64ZM82 169V170H81ZM87 169H89V170H87ZM188 169V170H187ZM194 169V170H193ZM198 169V170H197ZM257 169V170H256ZM262 169V170H261ZM94 170V171H93ZM98 170V171H97ZM200 170V171H199ZM234 170V172H235V174L234 173H232L231 174V172ZM258 172H256V171ZM258 170H261V171H258ZM62 171H64L63 173H62ZM70 171H71V173H70ZM103 171V172H102ZM111 171V172H110ZM113 171V172H112ZM115 171V172H114ZM163 171V172H164ZM173 171V172H172ZM178 173H177V172ZM180 171V172H179ZM197 172V175H199L198 177L199 178H197L196 176V172ZM246 171V172H245ZM263 171V172H262ZM86 172H88V173H86ZM100 172H102V174H105L106 175V177H108L107 179H110L109 181L106 179V178H104L103 176L104 175H102V174H100ZM107 172V173H106ZM162 172V173H163ZM166 172H164V173H166ZM183 172V173H182ZM260 172H261V174H260ZM51 173V174H50ZM53 173H55V174H53ZM61 173V174H60ZM68 173V174H67ZM193 173H195V174H193ZM227 173V174H226ZM250 173V174H249ZM251 173H256L257 175H255V176H252V175H254V174H251ZM36 174V175H35ZM65 174H66V176H65ZM84 174H89V175H84ZM93 176V177H91V175ZM99 174V175H98ZM183 174V175H182ZM216 174V175H217ZM221 174H222V176H221ZM237 174V175H236ZM248 174V177H247V179H245L246 177V175ZM102 175V176H101ZM181 175V176H180ZM218 175H217V177H218ZM223 175H224V177H223ZM227 175H229V178H226V177H228ZM230 175H231V177H230ZM233 175V176H232ZM236 175V176H235ZM33 176H35L36 177V180H35V178H31V177H33ZM62 176H64V177H62ZM71 176V177H70ZM84 176H87V177H85L84 178ZM90 176V177H89ZM99 176H101V178L103 179V180H107V181H103V180H101V181H103V182H105V183H107V185H105L104 184V187H103V183L102 182H100V178L98 179V177ZM185 176V177H184ZM215 176V175H214ZM221 176V177H220ZM242 177V178H244V180L242 179V181L240 180L241 179V177L240 178H235V177ZM192 180H190L189 178ZM195 177V179H196V181L195 180H193L192 178H194ZM202 177V180L203 181H201V178ZM216 177V178H217ZM223 177V178H222ZM232 177L233 178H235V179H233L232 180ZM256 177H257V179H258V177H259V179H261V181L258 179V180H256ZM264 177V176H263ZM84 178V179H83ZM89 178V179H88ZM91 178V179H90ZM178 178L181 180H179L178 181ZM188 179V181H187V179ZM220 178H222L223 179V181L225 180V179H227L226 180V182H228V183H230L231 184V187H230V184H227L225 181H224V183H223V181L221 182V180L222 179H220ZM249 178V179H248ZM251 178H253V179H251ZM30 179V180H29ZM111 179H112V181H111ZM199 179V180H198ZM214 179H215V181H214ZM229 179V180H228ZM90 180H92V181H90ZM99 180V181H98ZM231 180H232V183L234 182V180L237 182H234V183H236V184H234L236 187H238V188H236L235 186L233 187V185H232V183H231ZM249 181V183L252 181V183H253V180L255 181L256 180V182H258V181H260V184H258V183H254V185L255 184H257L256 186H259V188L258 189H256V191L254 190L255 188H254V186H253V188L254 189H252V191L253 192H249V190L251 191V189H250V187H251V185H252V183H251V185L248 183H246L245 182V184H242V183H244V181ZM263 180V181H262ZM33 181V182H32ZM70 181V182H69ZM115 181V180H114ZM193 181H194V185H198V187H197V185L196 186H194L193 185ZM214 183H213V182ZM217 181H219L220 183H221V185H220V183L218 184V182ZM240 181V182H239ZM33 183V185L31 184V183ZM35 182H36V184H35ZM76 182V183H75ZM86 182H88V183H86ZM92 182V183H91ZM109 182V183H108ZM190 182V183H189ZM201 183V185H200V183ZM263 182V183H262ZM26 183V184H25ZM54 183H57V184H54ZM114 183V184H113ZM214 185H213V184ZM222 183L224 184V186H222ZM22 184H23V186H22ZM25 184V185H24ZM112 184L114 185V186H117L118 187V184H116V181L115 182H112ZM190 184V185H189ZM239 184V185H238ZM32 185V186H31ZM36 185V186H35ZM70 185V186H69ZM182 185V186H181ZM203 185V187H201V188H203V189H201V191L202 192H200L199 190V187L200 186H202ZM213 185V186H212ZM249 187L248 189H244L243 188V186L244 187H247V186ZM37 187V188H34V187ZM52 186H50L51 188H52ZM56 186V187H55ZM58 186V187H57ZM102 188H100V187ZM107 186V187H106ZM180 186V187H179ZM204 186H205V188H204ZM207 186H210V188L208 187V190H209V193H208V190L206 189L207 188ZM215 186H217V187H215ZM219 186V187H218ZM221 186L223 187V188H221ZM255 186V187H256ZM28 187V188H27ZM32 187H33V189H32ZM48 187V186H47ZM48 188L49 190H51V188ZM195 187H196V189H195ZM217 188V189H215V188ZM229 187H230V189H229ZM236 188V189H240V191L238 190H234V191H232V189L233 188ZM242 187V188H241ZM95 188H97V189H95ZM171 188V189H170ZM191 188H193V189H191ZM232 188V189H231ZM257 188V187H256ZM261 188V190H262V192H261V190H259ZM72 189V190H71ZM106 189V190H105ZM205 189V190H204ZM220 189H222L220 192H218V190H220ZM241 189L243 190H245L246 192H244L243 191V193H240L239 194V192H242L241 191ZM25 190H27V191H25ZM75 190V191H74ZM77 190V191H76ZM79 190V191H78ZM101 191L100 193L98 192V191ZM172 190V191H171ZM175 190H176V193H178V194H176L175 193ZM227 190V191H228ZM24 191V192H23ZM34 191V192H33ZM96 191L98 192V193H96ZM197 191V192H196ZM203 191H206V192H204L203 193ZM236 191L238 192L237 194H236ZM254 191H255V193H254ZM257 191H259V192H261V195L260 196H257V194L259 195V193L257 192ZM30 192V193H29ZM53 192V191H52ZM74 192V193H73ZM78 192V193H77ZM171 192H173V193H171ZM179 192H181V195H180V193ZM83 193H85V194H83ZM170 193V194H169ZM201 193H203V194H201ZM245 193V194H244ZM249 193V194H248ZM253 195H252V194ZM257 193V194H256ZM23 194V195H22ZM75 194V195H74ZM87 194V195H86ZM90 194V195H89ZM99 194V195H98ZM173 194H175V196L173 195ZM196 194V196L194 197V195ZM201 194V195H200ZM215 194H213V196L212 197H215L214 195ZM27 195V197H25ZM29 195V196H28ZM30 195H31V197H30ZM34 195V196H35ZM81 195H83V197L81 196ZM205 196L204 197V199H203V197L202 196ZM207 195H210V196H208V198H207ZM225 195V194H224ZM227 195H225L226 196V198H222L221 200H223V202L225 201V200H227ZM256 195V196H255ZM87 196V197H86ZM91 198H90V197ZM178 196V197H177ZM261 196H262V198H261ZM23 197L26 199H23ZM29 197H30V199H29ZM72 197V198H71ZM101 197V198H100ZM183 197V198H182ZM202 197V199L201 200H199L200 198ZM218 197L217 198H215L216 199V201H217V203L219 202V204H221L220 206H224L225 205V203H226V205H227V207L229 206L228 204H230L229 203V201L228 202H226L225 201V203H224V205H223V202L221 201V200H219L218 201ZM258 198V200L261 202H258V206H256L255 204L257 203V201H256V199ZM13 198H15V199H13ZM73 198L74 199H77L78 201H76V200H73ZM85 198V199H84ZM87 198H90V199H87ZM167 198H172V200L171 199H167ZM236 198V199H237ZM254 198H256L255 199V201L253 200ZM17 199V200H16ZM32 199V200H31ZM98 199H96V200H98ZM174 199V200H173ZM176 199V200H175ZM179 199V200H178ZM250 199H252V201L253 202H256L255 204L250 200ZM3 200H4V202H3ZM25 200V201H24ZM173 202H171V201ZM192 200H190V201H192ZM198 200H199V202L200 203H198ZM205 200V202L207 203V201ZM248 202H247V201ZM262 200V201H261ZM22 201H24V202H22ZM34 203H33V202ZM77 202V203H75L74 204V202ZM192 201V202H193ZM221 201V202H220ZM239 201H241V202H239ZM20 202V203H19ZM21 202H22V204H21ZM26 202V203H25ZM31 202V203H30ZM73 202V203H72ZM91 202H92V205H91ZM98 202V201H97ZM193 202V203H194ZM245 202H246V204H245ZM250 202V203H249ZM251 202L254 204L253 206L252 205H249V204H251ZM7 203V204H6ZM12 205V207H13V209H14V211H13V209L11 208V205ZM28 203L30 204V205H28ZM71 203V204H70ZM99 203V202H98ZM104 203V202H103ZM177 203V204H176ZM239 203V204H238ZM240 203L241 204H244V206H242V205H240ZM260 203V204H259ZM28 205V206H26V205ZM34 204H35V207H34ZM63 204H64V202H63ZM102 204V203H101ZM176 204V205H175ZM5 205V206H4ZM9 205V206H8ZM24 205V206H23ZM52 205H53V207L55 208V211H56V208H58L57 209V211H58V214L59 213H61V212H63V213H61V214H59V215H57L56 213H55V211H54V208L52 207ZM77 205V206H76ZM226 205H225V207H226ZM239 205L241 206L240 208H239ZM246 205V206H245ZM249 205V206H248ZM261 205V206H260ZM91 206V207H90ZM156 206V205H155ZM173 206V205H172ZM2 207H3V209H2ZM6 207V208H5ZM12 209V212L13 213H15V214H13L12 212H11V209ZM20 207V208H19ZM31 207V208H30ZM61 207H62V205H61ZM69 207V206H68ZM117 207V206H116ZM157 207V206H156ZM226 207V208H227ZM4 208L6 209V210H4ZM33 208V209H32ZM52 208V209H51ZM120 208V209H119ZM154 208V207H153ZM236 208H239V209H237L236 210ZM10 209V210H9ZM19 211H18V210ZM31 209V210H30ZM34 209H37V210H34ZM114 209H116V210H114ZM114 209H112V208H106V214H107V216H110V218L109 219H111L112 221H110L109 223L108 222H105V225L106 226H108V224H109V226H112V223H113V226L115 227L116 225L117 226H120L121 228H126V229H124V231L125 230H127V228L128 227H126L125 225H124V223H123V221H121V220H116L117 218L116 217H114V214H118L121 210H122V208L118 205V207L117 208H114ZM117 209H119V212H117ZM257 209V210H258ZM10 212H8V211ZM16 210V211H15ZM30 210V211H29ZM34 210V211H33ZM240 210V211H239ZM29 211V212H28ZM54 211V212H53ZM150 211L153 213V211H154V209H152V208H150ZM228 211H230V212H228ZM18 212V213H17ZM43 212V213H42ZM68 214H67V213ZM116 212V213H115ZM143 212V216L144 215H146L145 213H147V212H145L144 210L142 211ZM235 212V213H234ZM8 213V214H7ZM25 213V214H24ZM26 213L28 214L29 213V215H30V213L32 214V215H28L30 218H29V220H27V215H26ZM37 213V214H36ZM70 213V214H69ZM84 213V212H83ZM263 214H264V212H262ZM7 214V215H6ZM9 214H10V216H9ZM24 214V215H23ZM63 214H65L64 216H66V214H67V220H65L64 219V216H63ZM148 214V213H147ZM154 214V213H153ZM153 214H152V216H153ZM226 214V215H227ZM3 215V216H2ZM11 215H12V217H11ZM15 217H14V216ZM36 217H34V216ZM43 215V216H42ZM60 215L61 216H63V218L62 217H60ZM72 215V216H71ZM74 215V216H73ZM155 215L156 214H154V217L152 218V217H150L149 215H146V216H144L145 217V219L146 220H148V221H150V219H153L152 220V222H154V225H153V223H151V221H150V223L148 224L146 221L145 222H143V223H146V224H143V223H141V225H139L138 227H140V226H142V227H140V228H143V226L145 225V226H147V227H149L150 225L151 226H153V227H149V229H150V231H153V230H155L154 232H156L157 230H159V228L160 227H162V225L160 224V223H158L159 221L157 220V219H155ZM38 216V217H37ZM41 216V218H40V220H42V222L39 220V217ZM71 218H70V217ZM148 216V217H147ZM156 216H159L158 214L156 215ZM3 217H5L4 219H8L9 217L10 218H13L16 222H14L13 220L11 221V222H9L8 223V221L9 220H11L10 218L7 220V222H6V220H3ZM25 217H26V219H25ZM44 219H43V218ZM69 217V218H68ZM72 217H74V218H72ZM17 218V219H16ZM32 218L36 221H32ZM38 218V219H37ZM60 218V219H59ZM77 218V217H76ZM20 219V221H18ZM46 219V220H45ZM39 220V221H38ZM65 220V221H64ZM73 222H72V221ZM76 220V219H75ZM18 221V222H17ZM30 221V222H29ZM109 221V220H108ZM117 221V222H116ZM121 221V222H120ZM158 221V222H157ZM13 222V223H12ZM29 222V223H28ZM40 222H41V225H40ZM43 222H44V224H43ZM112 222V223H111ZM115 222H116V224H115ZM12 223V226H13V229H12V226H9L10 224ZM33 223V224H32ZM69 223V224H68ZM96 226H97V228L99 227V229H101L102 228V224L100 223L99 224V222L97 223V222H93ZM108 223V224H107ZM27 224V225H26ZM35 224H37V225H35ZM38 224H39V227H38ZM43 224V225H42ZM92 224V223H91ZM148 224V225H147ZM8 225V226H7ZM82 225V226H81ZM94 225V226H95ZM155 225H157V226H155ZM6 226V227H5ZM27 228H26V227ZM93 226V225H92ZM116 226V227H117ZM73 227L74 228V230H73V228L71 229V228ZM77 227H78V230L76 231V229H77ZM147 227H145V228H147ZM3 228V229H2ZM70 228V229H69ZM82 228V229H81ZM152 228V229H151ZM154 228V229H153ZM9 229V230H8ZM148 229V228H147ZM148 229V230H149ZM12 230H13V232H12ZM39 230V231H38ZM8 231H10L9 233L11 234V236H10V234L8 233ZM7 232V233H6ZM71 232V233H70ZM73 232V233H72ZM40 233V234H39ZM43 234H45V235H43ZM66 234V235H65ZM63 235V236H62ZM70 235V236H69ZM10 236V237H9ZM73 236V237H72ZM31 239H30V238ZM41 237V238H40ZM46 238V239H44V238ZM63 237H65V238H63ZM82 237V238H81ZM38 238V239H37ZM75 238V239H74ZM35 239H37V240H35ZM44 240V243H46V242H49V244L50 245H52L53 246V249L55 250H53V252L55 253V255H53V253L52 252H47V250H45V249H47V248H45V245H42L43 244V240ZM3 240H6V242L5 241H3ZM40 241V243H38L39 241ZM45 240H46V242H45ZM59 240V241H58ZM83 240H84V242L85 243H83L82 244V246H80V244H81V242L80 241H82L83 242ZM101 241L100 242H103L104 241V239H100ZM3 241V242H2ZM38 241V242H37ZM2 242V243H1ZM52 242H54L55 244V246L56 247H54V245H53V243ZM59 242V243H58ZM64 242H66V243H64ZM42 243V244H41ZM52 243V244H51ZM72 243V244H71ZM80 243V244H79ZM88 243V244H87ZM48 244V243H47ZM59 244V246H57ZM61 244V245H60ZM74 245V246H73ZM86 247H85V246ZM51 246V247H52ZM70 246V247H69ZM80 246V247H79ZM93 246V245H92ZM78 247V248H77ZM70 248V249H69ZM67 249V250H66ZM81 249H83V250H81ZM105 249V248H104ZM103 249V250H104ZM93 250V251H92ZM61 251V252H60ZM72 251V252H71ZM81 251H82V253H81ZM97 251V250H96ZM96 251H95V253H96ZM84 252V253H83ZM89 252V253H88ZM49 253V254H48ZM82 254V255H81ZM85 254V255H84ZM56 255H58L60 258H58V259H60V261H62L61 263L60 262H58V263H54V261L55 262H57V261H59L58 259H57V256ZM79 255H80V259H79ZM56 258H55V257ZM62 257V258H61ZM87 257V256H86ZM43 258V259H42ZM51 258H55L54 260H51L50 261V259ZM19 259V260H18ZM24 259V260H23ZM29 259V260H28ZM34 259V260H33ZM37 259V260H36ZM41 259V260H40ZM57 259V260H56ZM64 259V260H63ZM23 261V262H22ZM36 261V262H35ZM53 261V262H52ZM65 261V262H64ZM15 262V263H14ZM26 262V263H25ZM35 262V263H34ZM52 262V263H51ZM31 263V264H32ZM39 263V264H40ZM80 264H81V261H80Z\"/></svg>",
    "mask_w": 264,
    "mask_h": 264
}]
</instances>
